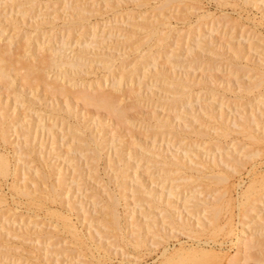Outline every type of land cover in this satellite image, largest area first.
<instances>
[{
	"label": "rangeland",
	"instance_id": "374dc122",
	"mask_svg": "<svg viewBox=\"0 0 264 264\" xmlns=\"http://www.w3.org/2000/svg\"><path fill=\"white\" fill-rule=\"evenodd\" d=\"M164 1L165 0H31V1H29V0H10V1L9 0H0V15H1L0 16V18H1L0 19V31H1L0 33L3 34V35L0 34V41L4 45L6 44V46L8 48L10 47L9 48V49H11L10 52H12L14 54L17 52V54L14 55L15 58L14 57H12V58L16 59V57H18L20 59V61L24 60L25 62L26 61L28 62V59L29 60H32V59L37 60L38 58L40 59V57H41L40 54L42 56L45 55V57H48L47 55L50 56V54H51L52 57L53 56L55 57V56H57L56 54H58L60 52V50H59L60 47H58V46H62L63 42H66V44L64 43V46H65L64 48H66L65 49L66 52L64 50V54L67 55L68 57L71 56L72 59H75L77 61L79 60V63H81V65H82V66H80L81 68H78V70H80V71L77 72L78 75L81 73V76L80 75L75 76L74 74L71 75L73 77L75 76V78H73L71 81H74V79H76V84H78L79 86L78 85L73 86V84L70 80L69 81L67 80L66 83L70 84V86H72L71 87L72 90H74L75 88L82 87L81 85H83L86 89H90V91L91 90L94 91V88L92 86L99 79L98 81L100 82L101 86L102 87L104 86L101 90L112 89V91L114 92L113 93L114 99H116L115 106L117 108L118 107L120 108V111H119L120 114L117 115V114H115L114 111H110V112L108 111L107 112L106 109H102V111L100 109L98 110L97 108L95 109L94 108L95 106H93V105H91V106L89 105L86 108L82 101L77 102V100H75L74 97L71 95H70V97H68V99L66 97H63L60 95H57V96L55 95L56 98L58 97V100H57L55 97H52L53 94L50 91L47 90V93H45L46 89L44 88L43 84H41V85L39 84L37 87L38 89H37L36 86H34V85L31 86V88H30V84L28 82H26L25 83L26 87H25L23 85L25 81L23 82L22 78H21L22 81L18 80V78L20 79V77H21L20 74H16V75H18L17 78L14 74V77H15L14 80H15L16 84H15L14 80L11 82V85L8 84L9 86L6 85L5 82L1 83L2 80L0 81V109L2 106L4 108L7 107L6 109H4L2 107V110L4 111V113L6 115L5 124L8 125V128H12V130H13V131L10 130V132H9V133H11V135H13V137L10 135L12 137V138L10 137V140L5 141V143L1 142V140H0V144H1L0 149L2 151H5V152L7 151L6 153L9 154L8 156L10 158L11 167H12V173L11 174H9L5 177L0 176V180H1L0 181V192H1L0 197L2 199L1 202L3 203V201L5 199L7 201V202L6 201L4 202V203H6V205H1L2 203L0 202L1 203L0 204V206H1V208H0V225L2 224V229L0 228V231L2 230L0 232V264H70L71 262H74V264H77L79 262L82 264H85V263L86 264H118V263H121V264H154V263H158L159 261H161L162 258H164L163 254L164 255L169 254L168 252L163 253V251L166 250V251H169L171 253L175 249H178V247L180 248L181 247L180 244L187 246V247L191 246V245H195L197 247H202L206 250H209V262L207 264H264L263 262H261V260L264 259V257H263V253H264V233H263L264 228L260 229L262 226L261 224H255V226H254L249 221V219H251V221L254 219L257 220L258 219L257 217H259V215H262V214L264 215V206H263L264 200L262 202H260L261 200L254 202V210H253L254 212H252L249 209L250 212H252V213L248 212L249 210L247 211V209L250 207V204H246V205L241 207L239 205V203H237V202H239V199L241 198L240 194L245 189V187H247V184L250 181H255L254 184L257 183L255 185L259 187V182H260L259 176L264 175V147H262L264 142H262L263 140L262 141L260 140V142L258 141L259 142L258 143L257 141H253L251 139H248V137L246 136L245 133H242V135H241V132H243V131H241L239 134L238 133L239 131L236 130L239 127H237L238 125H235V123H234V122H236L237 118L239 119L238 116L241 115V113L247 111L249 109V107H251L253 104L258 102V99H260V96L262 97L264 95L263 94L264 93V77H263L262 82H261L262 84L255 87L257 89L251 88V91H253V93H249L251 91L248 90L249 91L248 92L247 90H245L246 88L244 90H243V88L241 89V87H244L249 82V80L252 81L253 78H254V80H255V78H257L258 71H260L258 69H261L262 71L264 70L263 66H260V62H259V59L261 58L260 55L262 54V52L264 53V44H263L264 42H261V41H264V2L262 0L261 1L260 0H168V1L166 0L168 2V4L165 5V3H167V2H164ZM32 2H34V3H32ZM163 3H164V5H163ZM81 13H83L84 15ZM7 16H9L11 19L13 17L14 19H18L20 21L22 19H24L25 21L22 20L23 23L21 21L22 24L18 22L19 26L17 27V29L19 30V27H22L21 30L17 31V29H16V27H14L12 21H11L12 25H11L10 21H9V23H7L6 21H8V19H9V17H7ZM82 16H84V17H82ZM204 16H205V18H204ZM4 17L7 18V20L4 19ZM80 18L81 19L85 18V19L83 21V20H79ZM42 20H44V21H42ZM78 20L80 23L78 22ZM142 20H143V23H141ZM146 20H148L147 23H149V21L150 22L154 21V22H152L154 25H155V22L158 21V22H156L157 25H155L156 28H158V29H156L157 33L156 32L152 33V34L156 33V35L154 34V36L153 35L151 36V34H150V36H148L149 32H148V30H146L147 28H145L146 26L144 23V22H146ZM3 21H5V22H3ZM35 21H37V23H39L38 28H36V29H35V27L34 28L32 27V25H34ZM72 21H73V23H72ZM82 21H83V23H82ZM162 21H164V23ZM24 22H25V24H24ZM48 22H49V24H48ZM159 22L160 23L162 22V23L159 24ZM28 23H30V24H28ZM31 23H32V25H31ZM40 23H42V25H40ZM43 23L45 25H43ZM163 24H164V26H163ZM139 25H140V27H139ZM5 26H7V27H5ZM9 26H11V27H9ZM82 27H85V28H82ZM140 28H141V30H140ZM198 29H199V31L197 34L196 31ZM24 30H26V31H24ZM33 30L34 31L37 30V32L39 34H37V32H36V35H35ZM162 30H163V32H162ZM160 31H161L162 36H160ZM85 32H87V33H85ZM33 35H35L37 37V43H36V39H34V41H33V38H36ZM158 36H159V39H158ZM255 36H256V38H255ZM26 37H31L32 40L30 39L31 41H29V42H31V44H28L29 42L26 40ZM162 38L164 41L163 40L161 41ZM40 40H41V42H40ZM198 40L201 42V44H200V42H198ZM32 41H33V43L34 42L35 43L33 44ZM26 43H27V45H26ZM197 43H198V45L199 44L200 45L199 46L195 45ZM35 44H37V45H35ZM38 44H39V46H38ZM158 44H159V46H158ZM239 45H240V47H239ZM207 46H209V48H206ZM80 47H82V49ZM83 47L85 50L83 49ZM237 47H239V48H237ZM197 49H198V52L202 51L201 53L199 52L201 54L200 55L201 58L196 55L198 52H195V54L193 53L194 56L196 55L197 58L198 57L199 58L196 61H194L195 58H194L193 54H191V53L189 54V52L197 51ZM238 49H240V50H238ZM241 49H242V52H241ZM40 50H41V52H39ZM80 50L81 51L84 50V52L83 51L81 52ZM86 50H87V52H86ZM210 50H212L213 52ZM233 50H238L237 56H235L236 57L235 59L233 57V54H235L232 52ZM239 51L241 53H239ZM42 52L45 54H43ZM94 52H95V54H93ZM223 52H224V54H223ZM12 53H11V55H12ZM32 53H33V55H32ZM88 53H90V54H88ZM152 53H153V55H152ZM202 53H203V55H202ZM101 54H104V55H101ZM239 54H242V55L238 56ZM79 55H80V57H79ZM151 56H152V58H151ZM108 57H109V59H108ZM104 58H105V60L107 59L108 61H110V63L112 62L111 63L112 66L115 65V67H116L115 71H117L116 73H115V71H112L109 73L108 68L106 69V67H104V65H101V64H104V62L101 61V60H104ZM257 58H258V62H257ZM240 59H241V61H239ZM140 60L141 61L143 60L144 64H143V62H140ZM226 60H228V61H226ZM231 62L235 63V65L233 66V64ZM236 63H238V65L246 64L247 66L243 65V67H245V68H243V67L240 68V66H242V65H240V66L237 65L239 67L238 68L236 66ZM255 63H257V64L259 63V64L257 65ZM253 64H254V66H253ZM132 65H134V68H136V69L139 67L138 70H136V69L134 70V68L131 67ZM250 65H252V66H250ZM258 66L261 68H257ZM159 67L161 69H165V70L169 71L171 74H173L175 76L177 75V78H179V80H182V81L184 80V82H182V83H186V82L190 81L189 82L190 84H194V85H192L193 86L192 87V93H191L190 84H189L190 88L188 87L189 89L187 88V86L183 87V85H180L182 83H180V84L178 83L179 85H176V84L173 85V88H172V85H170L168 87V85H169L168 83H167V86H165L166 81L162 80L163 76L155 73V71ZM154 68H155V70H154ZM51 69L52 70H50V71H49V69H46V71H47L46 77H49L48 79H51V78H54L55 76L56 77L58 76L60 81H65V79L62 80V78H64V76L61 77L60 72L56 68H51ZM123 69L125 71L126 70L127 71L124 72ZM130 69L131 70L133 69L134 71L131 72ZM250 70H252V71H250ZM83 71H84V73H82ZM122 71L125 74L123 75L124 78H122L121 85H118V87L117 86L113 87V85H112L114 82L113 79H116V81H117V79H118L117 75H118V73L119 74L123 73ZM136 71L139 72L138 75H137ZM147 71H148V73H147L148 75L146 74ZM48 72H49V74H48ZM236 72L238 74H236ZM142 74L146 76V77L144 76L145 79H144ZM150 74H151V76H150ZM130 75H132V77ZM248 75H250V76H248ZM254 75H255V77H254ZM66 76H68V75H66ZM71 76L69 73L68 77L70 78ZM158 76H159V78H158ZM68 77L66 79H68ZM76 77H78V79ZM126 78H127V80H126ZM187 78H188V80H186ZM82 79L84 80V83H80L81 81H83ZM93 79H97V80L94 81ZM192 79H193V81H192ZM205 80L206 81L208 80V81L205 83L204 82ZM92 81H94V84L92 83ZM213 81H214V83H213ZM13 82H14V84H12ZM86 82L88 84H86ZM207 83L209 84L208 86H207ZM161 84L162 85L164 84V85L161 86ZM195 84H197V86ZM203 84H204V86H203ZM12 85H13V87H12ZM210 85H212V86H210ZM22 86H24V87H22ZM174 86H175V88L178 86L177 88L180 89V87H182L184 89L181 88L182 90L178 89L179 90L178 91L177 89L174 88ZM209 87H210V89H209ZM170 88H172V89H170ZM227 88H229V89H227ZM36 89H37V91L35 92L34 90H36ZM185 89L187 90V92ZM208 89L209 90L214 89V90L208 91ZM173 90H176V91H173ZM244 91H245V93H244ZM115 92L117 94L116 98H115ZM176 92L177 93L178 92L183 93V94H179V93L177 94ZM246 92H247V94H246ZM50 93L52 94L51 96H49ZM198 93H199V95H198ZM151 94H154V95L150 98ZM176 94L178 96H175ZM168 95H169V97H168ZM243 95H244V97L242 98ZM22 97H23V99H22ZM153 97H154V99H153ZM176 97H177V99H175ZM179 97H181V98H179ZM117 98H118V101H117ZM66 99H67V101L70 100L69 101L70 103L66 102L65 101ZM262 99L264 100V98H262ZM30 100H31V102H30ZM175 101H176V103H175ZM4 102H5V105H4ZM34 102H37V103H35V105H34L33 104ZM117 102L119 103V105ZM172 102L175 103L174 106L172 105ZM32 104H33V107H32ZM37 104H38V106H37ZM40 104H41V106H40ZM67 104L70 106L72 105L71 108H67V106H66ZM220 104H221V106H220ZM26 106L28 108L31 106L30 110L28 108H26ZM62 106H63V109H62ZM64 106H65V108H64ZM207 106H209L211 109H213L212 112H211V109H210V112H207V109H206ZM60 107H61L62 111H58V110H60ZM72 107L74 108V110ZM32 108L34 111L32 110L33 112L30 114H32L33 117L29 114V111H31ZM35 108H36V110H38V109L39 110L35 112ZM53 108H55V109H53ZM124 108H125V110H124ZM67 109H70V111L66 112ZM193 109H195V110H193ZM202 109H205L207 114H205V111H203ZM54 110H57L58 112L54 111ZM117 110H119V109H117ZM123 110H124V112H126L125 114H123ZM6 111H7V113L8 112H10V113L6 114ZM42 111H43V113H42ZM99 111H100V113H99ZM189 111H190V113H189ZM195 111H196V114H195ZM213 111L217 112V113L214 115ZM50 112H52V115L50 114ZM112 112H114V115H111V114H113ZM135 112H137V113H135ZM186 112L188 115L186 114ZM257 112H258V110H256V113ZM47 113H49V114H47ZM54 113H55V115H53ZM97 113H98V115H97ZM219 113H222L223 115H219ZM28 114L31 116V118H30V116H28ZM80 114L82 116H80ZM85 114H86L87 118H85L86 117V116H84ZM150 114H151V117L153 116L152 118H154V119H152L150 117ZM199 114L200 115L202 114L203 116H205L206 119L203 120V118H201L199 116V120L195 119L196 120L195 121L194 118H192L193 115L198 116ZM208 114L211 115L209 118H207L209 116ZM212 114L216 118L215 119L216 121L220 120L219 118H217V116L218 117L221 116V118L223 117L222 119L225 121V123H228L227 124L228 127H226L227 128L226 130L229 132L231 130L233 131V129H234V130H236L235 131L236 133L229 132L230 133L229 137L227 134L226 135L227 138H225V136H223L224 139H221L222 138L221 134H223V133H221V131H220V134H219L220 129H218L217 133L214 131V129H215L214 127L219 126V123H216L213 120L214 118L213 119L211 118L213 116ZM24 115L27 118V120L24 117ZM42 115H44V116L42 117ZM50 115H51V117H50ZM57 115H58V117H57ZM68 115H69V117H67ZM142 115H143V117H142ZM155 115L156 116L158 115L157 118ZM8 116H10V117H8ZM38 116L40 117V119H42L41 122L42 121H43V123L46 122L45 124H47V121L48 122L50 121V123L51 122L54 123L55 122L54 120L57 118V120H56V122H57L56 128L57 129H54L55 128V123H54L53 130H52V133H54V135L56 134L55 138L52 137L53 134H52V136H50L51 132L47 133V131L45 129L44 130L46 131V133H45V131L40 130V132H38L39 134L35 133L36 135L33 134V132H34V130H33L31 132L32 134H30L29 144L32 147L34 146L33 149H35L37 147V149H35L37 151H38V148H39V150L42 149L39 151V152H43L42 158L40 157L41 154L36 151L38 153L37 154L35 152V150H33L30 146L29 147L32 149L31 151H33V152L31 154V151L28 150L27 153L30 151V153H28V155L31 154L32 158L31 159H30V157L25 158L24 156H21V158H18L19 154L17 152H20V149H22L21 151L26 153V150L28 147L26 145V150H24L25 144L22 143V141H21V140H24L22 130L20 129L21 130L20 131L18 129H15V130H17L15 132V130L13 129L14 127H11V126L13 124H15L17 126V123H19L18 124V126H19V125H22L21 124L22 122L24 123L25 121H28V122L31 121L30 125L32 124L33 128L36 129L35 132L39 131L40 127L38 128L36 125L37 121L35 122V120L38 119ZM62 116H63V119L61 118ZM70 116H72V117L76 116L77 118L74 117L75 119L74 118L72 119ZM83 116L86 120L82 119V118L80 119V117H83ZM186 116H188V117H186ZM234 116L236 117L235 119H234ZM98 117L100 119H103L104 124L101 121L100 123H102V125H100V123L97 121V119L99 120ZM165 117H167L166 120L168 121V124H169L168 127L169 128L167 129L165 126V130H164L165 132L163 133L162 130L164 129L163 128L164 126L161 127L158 124H159L161 118L165 119ZM43 118H46V119H43ZM67 118L68 119L71 118V119L68 120ZM78 118L80 119L81 122L86 121L87 123L89 120H90L89 123H91V120H92V124H90V125H92V127H94V129L90 125L89 126L94 131L96 130L95 128L98 125H100V128H97V129H100L103 132L105 131L104 133L101 132V134L100 133L98 134L99 130L96 131L97 135H100L101 138L107 137L106 140L105 139L103 140V142L105 141L103 143L104 150H103V148L100 149V151L102 150L101 151L102 155L100 157L101 160L99 158V161L97 162V164H95L96 161H94L90 158L91 150L87 149V148H90V146H88L87 144L84 145V143L82 144V142L78 141L79 144L86 146L85 148L81 147V149L78 150V148H80V145L75 144V143L78 144V142L76 141L74 144H72L74 141L72 137L75 133H77L75 131H72L73 133L70 131V130H74V129L70 128V130H68L70 125L71 126L74 125V123L70 124L72 121L75 123L78 122L81 126L84 125L83 129L85 131H83L82 134L89 136V134H87V133H89L88 131L90 128H89V126L86 127L88 124H86V122L85 123L82 122L83 123L82 124L81 122H79ZM93 118H95V122L93 121ZM141 118L142 119L144 118L143 122H142ZM200 118H201V123L203 126H198L199 125L198 121H200ZM225 118H226V120H225ZM76 119L78 121H75ZM209 119H210V121H209ZM61 120L62 121L66 120V122L63 123ZM156 120L159 122H156ZM10 122H12L11 125H10ZM41 122H40V124H41ZM61 122L64 125H62ZM67 122H70L69 123L70 125H68ZM185 122H187V123H185ZM194 122L197 124H195ZM237 122H239V121H237ZM261 124L259 122L258 127L262 128L263 121L261 122ZM15 125H13V126H15ZM60 125H62L63 130L60 129L61 128ZM156 125H157V127L159 126L161 128L158 127V129H157ZM204 125L208 126V127H206V129L209 128L210 129L209 131H211V133L213 135L208 130H206V133L208 131V133H207L208 135L206 137L204 136L205 138L203 136H201V137L197 136V134L201 135V133H199L198 128H197V132H198L197 133L195 131L196 130L195 127L197 126L200 129H202L201 127H204ZM250 125H251V128L253 129L254 133H255V131H257L255 134L260 132L258 130L259 129L261 130V128H259V129L257 128L258 130H256L254 122H252V123L250 122ZM34 126H36L37 128ZM187 126L189 129L187 128ZM234 126H236L237 128H235ZM128 127L130 128V130ZM87 128H88V130H87ZM190 128L192 131L190 130ZM186 129H188V130H186ZM193 130L196 133H194ZM215 130H217V129H215ZM238 130H241V129H238ZM69 131L71 133H68ZM94 131H92V132L94 133ZM178 131H179V133H178ZM183 131H185V132H183ZM17 132H20V133H17ZM90 132H91V130H90ZM105 133L107 134L106 136L104 135ZM134 133H135V135H134ZM204 133H205V131H204ZM204 133H203V135H205ZM214 133H216V134H214ZM225 134L226 133H224L223 135H225ZM31 135H33V136L35 135L34 137H37V138H35V140L32 139V141L34 142L33 144L30 143ZM209 135L212 137H210ZM243 135L247 139L245 137H243V138H245V139H243L242 138ZM20 136H22V138H20ZM138 136H139V138H138ZM215 136L217 138H220V139L217 141V138ZM41 137H42V139H40ZM51 137L53 138V140L54 139L55 140L53 141ZM100 137H97V139L98 138L100 139ZM145 137H146V139H145ZM212 138H214V139H212ZM14 139H16V141L20 140L21 144L17 143ZM132 139H134L133 142H131ZM140 139L142 140V142H140L141 141ZM215 139H216V141H215ZM120 140L122 141V143H120L121 142ZM221 140L224 144L222 142H219ZM55 141L57 142V144ZM52 142H54V143H52ZM143 142H144V144L148 142L149 144L147 143L146 145L152 146L151 147L152 149H150V151L152 150L151 151L152 154L155 152L154 155L156 154L159 156V154H160V157H157L154 155H152V157H151V153H148V154H150V155H148V158L149 157H151V158H149V160H147V157L145 156V158H144L143 157L144 155L142 153L140 154L141 155L140 156L139 152H140L141 146H138V145H139V143H142V145H144ZM151 142H154V145H152L153 143H151ZM70 143L72 144V146L70 145ZM116 143H119L120 145H122L121 147L123 149L124 160H123V162H119L120 164L119 163L118 164L113 163L114 166L116 165V167H113L112 165H111L112 167H110V164H112L111 162L113 161V159H115V158H113L114 157L113 156L114 150H112L111 148H114L113 146L118 145ZM132 143H134V144H132ZM34 144L35 145L37 144L36 147ZM104 144H106L107 147ZM127 144H128V146H127ZM135 144H137V145H135ZM123 145H125L126 147L124 146L125 147L124 148ZM133 145H135L137 151H139L138 152L139 156H137L136 154L135 155L132 154V153H134V150H135V149L132 150L133 147L135 148V146H133ZM155 145H157L158 147ZM188 145H189V147H188ZM22 146L24 149L22 148ZM52 146L55 147V149L59 148V150H56V152H55V150H53L54 152L51 154L49 149H51ZM129 146H131L130 149H129ZM149 146H148V148H150ZM190 146H191V149H190ZM4 147H5V150L3 149ZM105 147L110 154L113 153L112 154L113 157H111V155L107 152ZM230 147H232L231 149H233V150L230 151L229 150ZM241 147L245 148V150L243 151L242 150L243 148H241ZM127 148H128V151H127ZM156 148H158L157 151H156ZM161 148H162V150H161ZM255 148H256V150L259 149V152L261 149V152L258 154V157L256 156L257 154H255L254 157L249 156L248 153L250 152V154H251V152H254ZM47 149H48V151H47ZM52 149H54V148H52ZM66 149H69V150H66ZM84 149L85 150L87 149L90 151L89 155L86 153V151ZM239 149H240L239 152H241V153L245 152L246 153V154L245 153L244 154L246 155L248 161H246V158H243L245 164L244 163H241L244 165L236 164L234 166V169H236V170H232L231 167L227 168L228 166L225 168L224 167L226 165L225 162L222 161L221 159L219 160L220 155L222 157H224L225 152L230 151L229 153L232 154L233 151H237ZM184 150H186V152L188 150V152L186 153ZM256 150H255V152H256ZM79 151H81V152L83 151L82 154L84 156H82V154H79L80 153ZM126 151H127V153H126ZM129 151H131L130 154H128ZM159 151H160V153H158ZM223 151H224V153H222ZM47 152H49L51 154V155L49 154L50 159L54 156L55 160H52V159L50 160L49 157H46V154L48 155ZM73 152H74V154H73ZM162 152H163V155H162ZM189 152L191 153V155H189L190 154ZM193 152H194V154L196 153L197 156L193 155ZM239 152L237 151L238 154H240ZM26 154H23V155H26ZM53 154H55L56 156ZM233 154H236V152H234ZM244 154H243V157H245ZM36 155H38L40 157V158L38 157L39 160H41V159L44 160L45 158H48V160L45 159V162L40 161L41 163H39L38 159L35 158ZM76 155H78V156L80 155L79 157H81L79 164H78L79 158L77 159ZM85 155H86V157H85ZM109 155H110V159L108 158ZM128 155L131 156L132 158H129ZM145 155H147V154L145 153ZM177 155H179L180 157ZM186 155H188V157ZM16 156H17V158H16ZM69 156L71 158L74 157L76 159V161H74V158L71 160ZM192 156H196V157H192ZM22 157H24V158H22ZM139 157H140V159L142 158L143 161L139 160ZM155 157H157V158L153 159ZM173 157H174V159H173ZM181 157H183L184 160H181L182 159ZM214 157H216L215 159L219 163L218 169L224 170L226 172L227 176L229 175L228 176L229 178L227 177L228 179H226L228 184H224L226 181L222 182V183L215 182V184H214V182L210 181L207 178H205V179H207V181L205 179H201V178L205 177V176H203V174H205L204 172L207 171L206 165H208L210 162H212ZM190 158L192 159V161H190L191 160ZM108 159L110 160V162ZM150 159H153V163L155 162V167H154V165H152V161ZM178 159H180L181 162ZM227 159H228L227 157L226 158L224 157L223 160H227ZM19 160H20V162H21V160L24 161V162L23 161L21 162L22 163L21 165H23V163H25L26 165L32 164L31 165L32 167H34L35 164L36 165L43 164L44 167L46 169H48V171H49L50 176L48 178V182H50V181L56 182L57 181L56 178L59 176V173L57 171H59V168L63 167L60 170H61V173L63 171L65 175L62 173V175L59 176V177L62 176L61 178L63 181L61 184V187H60L61 188V194H60V196H58L59 198L56 197L54 199L57 204L55 202H53L54 200L52 201L51 198L48 197V195L46 193V189H44V188H46L45 184L43 183V186H44L43 187L41 184V181H39V180L36 181L37 179H36L35 175H33L35 178L32 176V173L34 174V172H31L32 171L31 169L29 171L24 170L22 168V166L20 165ZM88 160L94 161V163H93L94 165L92 164V166H94V167L97 166L99 168V172H98V173H100L99 176L97 175L98 174L97 173L98 168L96 167L97 169H95L96 173H97L96 174L95 170L93 171L92 169H90L91 165H89L90 161H88ZM125 160H128V161H126L127 163L125 162ZM172 160H174L173 163L171 162ZM203 160L207 161V163L203 164L205 162V161L202 162ZM17 161H18V163H17ZM31 161L34 163H31ZM50 161H52L54 164L52 162H51L52 164H50ZM55 161H58V162L55 163ZM60 161H62V162H60ZM67 161L72 162V163L73 162L77 163L78 168L80 170H84V171L80 172V170L78 169L77 172L73 173L71 171V168L68 167V166L71 167L72 165H68ZM156 161H158L159 164H156V163H158ZM182 161H185V163H182ZM128 162H129L130 166H129ZM223 162L225 165L223 164ZM252 162L253 163L255 162L257 165L252 164ZM15 163H17V168H16L17 170L13 174V168L16 166ZM47 163H48V165L50 164L52 166V167L50 166L51 167L50 169H49V166L47 165ZM86 163H88V164H86ZM45 164L47 166H45ZM122 164H126V165H122ZM181 164H183V165L186 164L187 166L189 165L188 166L189 169L186 165H185V167H183V165L181 166ZM192 164H194V165H192ZM54 165H55V167H54ZM57 165H59L58 166L59 168L57 167ZM79 165H81V168ZM83 165H84V167H83L84 169L82 168ZM117 165L118 166L120 165L121 167L128 165L127 168L124 167L123 168L124 171H122L125 175H121V176L125 177V178H123L125 181H127V180L129 182L131 181L130 183L128 181L126 182L129 184L125 183V185L120 186V191L117 190V189H119L118 188L119 185L117 186V180L116 179H115L116 183H114V181H115L113 179L114 173H112V172H116L115 170H113L114 168L119 169L120 166L118 167ZM202 165H204V166H202ZM237 165H239V166H237ZM253 165H255L254 168L256 167L255 171H254V168H252ZM60 166H62V167H60ZM195 166L198 169V170L196 169L197 171L194 169ZM221 166L223 167V169ZM240 166H243V168ZM244 166H245V168H244ZM191 167H193V168H191ZM201 167H205L206 169L205 170H204V168L201 169ZM57 168H58V170H57ZM64 168H65V170H67V168H68L67 172L64 171ZM21 169H23L24 171L23 170L21 171ZM55 169L57 171H55ZM110 169L112 172L110 171ZM126 169H127V171H130V172L125 173ZM237 169H238V171H237ZM216 170H217V167H216ZM70 171L73 174V176L70 175ZM91 171H93L95 173V174H93L95 179L92 178L93 176H91ZM198 171H201L203 174L201 172L199 173ZM235 171H236V173H235ZM22 172H24L23 173L24 175L22 174ZM122 172H121V174H122ZM135 172H137L138 175ZM141 172H143V173H141ZM258 172H260V175ZM29 173L31 174L32 177L30 176ZM109 173H111V174H109ZM169 173L172 175H170ZM79 174H80V176H79ZM82 174H83V177H82ZM88 174H90V175H88ZM256 174H258L259 176ZM25 175H28V176L25 177ZM77 175L79 177H77V180H75ZM195 175H196V178H197V175L198 176L200 175L199 178H197V180L195 178ZM70 176H71L72 180L74 179L73 182L77 181V182H74L73 185L70 184V182H72V180L71 181L68 180V179H70L69 178ZM85 176H87L88 179L92 181V182H90L91 186L89 185V180L87 179V177H86V179H84ZM138 176L140 178H138ZM262 176H260V178ZM81 177L83 179H81ZM110 177L113 179V182H112V180L110 181ZM142 177H143V179H145V178L146 179L143 181ZM2 178H4V179H2ZM19 178H20V180H19ZM23 178H24V181L25 180L27 181V179H28L27 182L29 183V185H30L29 181H31V182L36 181L37 182L35 187H38V188L34 190L35 194L32 193V195H31L32 197L30 196V198L33 199V200L32 199L31 200L34 201V204H32V201H30L31 203H29V200H30L29 196L25 195L26 196L25 197V196H23V194L17 192V190L13 186V181H11L14 179L15 181H17V183H19V182L21 183V181L23 182ZM54 178L56 181H54ZM126 178H128V179H126ZM78 179L81 180V182L79 180L80 183L78 182ZM194 179L196 180V182ZM263 179H264V176H263ZM65 180H67V182L70 185L67 182H65ZM136 180H138V181L136 182ZM98 181L100 182V184ZM107 181L110 182V184ZM139 181H141L142 183ZM77 183H79V184H77ZM83 183H84V185H83ZM107 183L109 184V186H111L110 187L111 190L115 189V190H113V193L114 192L117 193V194H115V193L114 194L117 197L119 196L118 201H121V202L117 203L120 205H116L117 210L119 209L118 212H120V213H118V215H119V219H120V227H121L120 231L121 232L119 230H115V229L112 230L110 227H107V226H106L107 228H105L104 226H103L104 227L103 228L101 226L102 229H101L100 225L94 226V224L97 223V220L96 221L94 220V219H96L95 217H98V218L101 217L100 216L101 214H98V213H101V212H99V210L103 211L102 208H99L98 206L101 207V206H103V203L105 204V202H103V200H105V201L109 200L106 196L107 191L109 189L108 185H107L108 189L106 188L105 184H107ZM140 183L142 185L144 183L145 185L153 187L155 190L157 188L156 194H159L161 196L160 198L163 201L164 200L170 201V202H168V204H165L166 201L163 202L162 200L159 199L162 202L160 205H162V206L164 205V207H167L169 210L172 209V208H169L170 206H172L173 208L176 206L173 210L177 211V212H175L176 213L175 216H177V218L180 217L179 214L182 212H183L182 213L183 217L184 216L188 217L189 215L191 216V214L193 212L197 213L199 211V208L198 209L192 208V206H191V205H194L192 200L194 202L196 201V199L195 200L193 199V198H196L195 195L198 194L197 198H199V199L200 198L206 199V197H207V199L210 200V198H211V200H212V195L214 194V192L215 193L218 191L220 192L223 190V187H224V189L226 190L225 194H224V198L226 200L230 199L231 201L229 203L225 204V207H226V208L224 207L225 209L223 208L224 209L223 211L227 210V208H228V213H226V211L222 212V214L226 213V215H225L226 217L224 216V218H223V216L220 215L221 213L219 214L218 220H220V221L217 220V224H220V225H217V227L221 226V225L224 226L225 225L224 222L226 220L229 219L232 221V219H233V222L232 223L230 222V223L231 224L234 223L232 225V227L236 226L233 228V230L235 228H237V229H235L234 232L231 231V232H233L231 234V232L228 231V224H226L227 227H226V225L224 227L226 228V230L228 232H230L229 237H227L228 236L227 231L225 230L226 233L224 231L225 228L220 229L219 227H218V229H216V231H215L216 227H208L205 230L204 229L198 230L199 232L196 231V233L193 231V233H192L191 230L184 228V227L181 228V227L176 225L177 227L175 226L170 231L169 229L167 230V227L165 229L162 226V223H161L162 221H161L160 217L163 216V214L161 212H159L160 214L159 213L156 214V217H155L156 223L153 224L154 226H152L150 223L149 224L151 226L147 225L148 222L145 221L146 218H144V217L146 215H149V217H151L150 216L151 215L150 210H148V208H146L148 206L150 208V204L144 203L145 201L144 202L142 201L143 200L142 198H144V196H142V195L144 193L140 192V191L144 190V188H143L144 185L142 186ZM31 184L32 185H30V188L32 187V189H33V186H34L33 182ZM80 184L83 187H81ZM97 184L100 185V188H98V189H100V190H98L99 192L97 191V189H95L96 187H93V185L97 186ZM102 184L104 185V187L106 189V193L104 191L105 189H104ZM212 184H214L216 186H214ZM10 185H11V187H10ZM99 185L97 187H99ZM101 185H102V187H101ZM210 185L212 187H210ZM69 186H70V188L68 189L67 187H69ZM89 186L91 189L88 188ZM115 186H117V187H115ZM228 186H230L229 190L227 189ZM1 187H2V189H1ZM65 188H67V189H65ZM84 188H86V189H84ZM121 188H123V189L125 188L126 189L125 193L126 192L127 193L124 194V191L121 190ZM218 188H219V190H218ZM88 189H90V190H88ZM92 189H94V190L92 191ZM256 189H257V187H256ZM261 189H264V188H261ZM64 190H66L65 193H64ZM67 190H70V191H68L70 193H68ZM111 190H109V192ZM259 190L257 189V191H254V193L251 195V197L257 198L258 195L261 193H262L261 197L262 196L264 197V191L261 190L259 192ZM77 191L79 192L78 195H77ZM80 191H81V193H80ZM100 191H102L103 193H101ZM169 191L171 194L169 193ZM36 192H38V193L41 192V194H44V193L45 194L44 195H40V194L38 195ZM257 192H259V193H257ZM66 193L68 194V196ZM211 193H212V195H211ZM62 194L63 195L66 194L65 195L66 198L64 196L61 197ZM81 194L83 195V199L81 198L82 197ZM95 194L96 195L100 194L101 196L103 194V196L102 197L99 196L100 199L98 200L99 197H98V195L96 196ZM90 195H93L95 197V198L93 197L94 200L92 199V196H90ZM171 195L172 196L174 195L173 198ZM208 195L211 197H209ZM225 195H227V196H225ZM228 195H230V196H228ZM253 195H254V197H253ZM35 196H37V197H35ZM33 197H35V198H33ZM146 197L147 196H145V198ZM102 198H105V199L102 200ZM119 198H120V200H119ZM166 198H168V199H166ZM189 198L191 199V202L189 201L190 200ZM37 199L42 200V202H41V200H39V202H41L40 206H39V204L37 205V203H39ZM57 199H58V201H57ZM79 199H80V201H79ZM140 199H141V201H139ZM90 200H91V202H90ZM172 201H173V203H175V205H173V203L171 204ZM35 202H37V203H35ZM97 203H98V205H97ZM230 203H232V204L230 205ZM42 204H47V205L42 206ZM72 204L74 205L75 208L73 207ZM81 204L83 205V207ZM169 204H171V205L168 206ZM235 204H237V205L235 206ZM34 205L38 206L39 208L34 206ZM76 205H77V207H76ZM92 205H93V207H92ZM32 207H34V208H32ZM40 207L41 208L46 207V209L48 211L50 208H52V210H53V208H54V210L57 208L54 212V214L58 213V214H56V217L59 216V212H61V211L62 212L60 214H64L65 216H67V218L71 215L72 220L70 219V224L74 225L76 223L75 226L70 228L71 229V232H70L69 226L64 225L65 228L63 231V229H62L63 227H61V222L63 220H61V218H59L60 220L56 219V217H54L55 215L53 216V214L50 217V215H48V214H51L53 212H51V213H49L50 211L45 212V211H47V210H45V208H44V211H43V209L41 211ZM80 207H82L83 211L80 210L81 209ZM237 207H239V208H237ZM35 208H37L38 210ZM103 208H104V206H103ZM72 209L76 213H74ZM95 209L96 210L99 209V210L96 211ZM142 209L143 210L145 209L144 210L145 212ZM229 209H230V211H232V214H231V212H229ZM173 210H172V212H173ZM96 212H98V213H96ZM255 212H256V214H254ZM87 213H88V215H87ZM243 213H246L249 217L247 216L248 218H246V216H243ZM1 214H2V217H1ZM84 214H86V215H84ZM52 216L58 221L55 222L56 220L53 219ZM90 216H92V218ZM194 216H196V215L194 214L192 216V218H194ZM230 217L232 219H230ZM89 218H91L95 221V222L92 221L94 223V224H92L93 226L90 225L91 222H90ZM136 218H138V220ZM192 218H191V220H193ZM247 219H248V222L250 224H248ZM4 220L6 222H4ZM136 220H137V222H136ZM68 221H69V218H68ZM73 221H74V223H73ZM8 222H10V223H8ZM219 222H222V224ZM6 223H8V224H6ZM227 223H228V221H227ZM58 224L60 225V227ZM136 225L137 226L141 225V227H139L141 230L135 228ZM56 226L58 227L57 229H56ZM91 226L93 228H91ZM148 226H150L151 228L149 227L150 228L149 229ZM51 227H54V229ZM67 227L69 230L67 229ZM75 227H77V228H75ZM153 227H155V228H153ZM161 227L165 231H162ZM243 227H245V228H243ZM3 228H5V229H3ZM72 229H74V230H72ZM75 229H76V232L78 231L77 229H79V231H81L82 233L78 231L77 232L78 234H77L75 232ZM103 229H105V230H103ZM106 229H107V231H106ZM193 229L197 230V227L194 225ZM57 230H58V233H57ZM65 230L68 232L66 233ZM95 230H96V232L98 230V232L100 234L97 232V235H96V232H94ZM124 230H126V231H124ZM34 231L35 232L37 231V232L35 233ZM131 231L132 232L138 231L139 233L141 232L140 234L142 235L143 241H145V243L143 242L145 245H143L142 242H141L142 246L140 244L135 245L132 242V240H133L132 237L134 238L136 233H134L133 236H129V232H131ZM200 231H203V232L200 233ZM219 231H222V234H219V233H221ZM239 231H240V234H238ZM47 232H49V234H47ZM73 232L77 235H75V234L73 235L72 234ZM88 232H90V233L87 234ZM103 232H104V234H102ZM142 232H143V234H142ZM204 232H205V234H204ZM214 232H215V234L217 233L218 235H214ZM235 232L238 234V236L235 235L236 234ZM79 233H80V235H79ZM119 233H120V235H119ZM166 233H167V235H166ZM197 233L200 234V236ZM50 234H51V236H50ZM225 234H227V236ZM245 234H246V236H245ZM130 235H132V234L130 233ZM153 235H154V237H153ZM234 235H235V237H234ZM1 236H3V237H1ZM52 236H53V238H52ZM127 237H129V238H127ZM248 238H249V240H246ZM80 240H82V241L80 242ZM231 240L233 242H231ZM131 243H133V244L131 245ZM116 245L118 247H116ZM88 246H89V248H88ZM105 246H107V247H105ZM44 248H46V249H44ZM116 248H118V249H116ZM212 250H214L215 252ZM220 251H221V253H220ZM47 254H49V255H47ZM212 254H214V255H212ZM33 257H35V258H33ZM230 257H232L233 259L231 258L232 261L228 262ZM226 259H228V260L226 261ZM75 262H77V263H75Z\"/></svg>",
	"mask_w": 264,
	"mask_h": 264
},
{
	"label": "bare ground",
	"instance_id": "6f19581e",
	"mask_svg": "<svg viewBox=\"0 0 264 264\" xmlns=\"http://www.w3.org/2000/svg\"><path fill=\"white\" fill-rule=\"evenodd\" d=\"M10 1V0H9ZM29 1H31V0H29ZM168 1V0H167ZM166 0L164 1V2H167ZM261 1V0H260ZM259 1V2H260ZM263 2H264V0H262ZM17 2V1H16ZM247 2V1H246ZM32 3H34V2H32ZM170 3V2H169ZM168 4V2L167 3H165V5H167ZM25 5V4H24ZM32 5V4H31ZM163 5H164V3H163ZM77 6V5H76ZM33 7V6H32ZM164 8V7H163ZM32 9V8H31ZM34 9V8H33ZM161 9V8H160ZM13 13V12H12ZM86 13V12H85ZM81 14H83V13H81ZM25 15V14H24ZM80 15V14H79ZM84 15V14H83ZM1 16V15H0ZM7 17H9V16H7ZM78 17V16H77ZM81 17V16H80ZM82 17H84V16H82ZM202 17V16H201ZM25 18V17H24ZM204 18H205V16H204ZM1 19V18H0ZM4 19H6L7 20V18H5L4 17ZM13 19V20H12ZM12 19L9 17V19H8V21H6L7 23H9V21H10V23H11V21H12V23H13V25H14V27H16V29H17V27L19 26V24H18V22L19 23H21V21L23 20V21H25L24 19H22L21 21L20 20H18V19H14L13 17H12ZM84 19L85 18H80L79 20H83L84 21ZM163 19V18H162ZM161 19V20H162ZM201 19V18H200ZM203 19V18H202ZM3 20V19H2ZM18 20V21H17ZM27 20V19H26ZM79 20H78V22H79ZM155 20V19H154ZM157 20V19H156ZM160 20V19H159ZM199 20V19H198ZM23 21H22V23H23ZM40 21V20H39ZM42 21H44V20H42ZM48 21V20H47ZM46 21V22H47ZM51 21V20H50ZM49 21V22H50ZM75 21V20H74ZM83 21H82V23H83ZM147 21L148 20H146V22H144L145 23V28H147L146 30H148V32H149V35L148 36H150V34H151V36L153 35L154 36V34L156 35V29H158V28H156V26L155 25H157L156 24V22H158V21H156L155 22V25L152 23V22H154V21H152V22H150L149 21V23H147ZM235 21V20H234ZM3 22H5V21H3ZM27 22V21H26ZM49 22H48V24H49ZM163 23H164V21H162ZM161 22V23H162ZM236 22V21H235ZM12 23H11V25H12ZM21 23V24H22ZM72 23H73V21H72ZM76 23V22H75ZM80 23V22H79ZM133 23V22H132ZM141 23H143V20L141 21ZM160 22H159V24H161ZM24 24H25V22H24ZM28 24H30V23H28ZM134 24V23H133ZM206 24V23H205ZM31 25H32V23H31ZM37 25V26H36ZM38 25H39V23H37V21H35V23H34V25H32V27L34 28L35 27V29L36 28H38ZM40 25H42V23H40ZM43 25H45L44 23H43ZM78 25V24H77ZM142 26V25H141ZM161 26V25H160ZM163 26H164V24H163ZM5 27H7V26H5ZM9 27H11V26H9ZM29 27V26H28ZM31 27V26H30ZM73 27V26H72ZM75 27V26H74ZM139 27H140V25H139ZM21 28L22 27H19V30H21ZM40 28V27H39ZM82 28H85V27H82ZM225 28V27H224ZM243 28V27H242ZM132 29V28H131ZM137 29V28H136ZM18 29H17V31H19ZM39 30V29H38ZM88 30V29H87ZM140 30H141V28H140ZM139 30V31H140ZM145 30V31H146ZM160 30V29H159ZM164 30V29H163ZM163 30H162V32H163ZM167 30V29H166ZM6 31V30H5ZM4 31V32H5ZM24 31H26V30H24ZM34 31V30H33ZM40 31V30H39ZM165 31V30H164ZM198 31H199V29L196 31L197 32V34H198ZM1 32V31H0ZM30 32V31H29ZM36 32H37V30H35L34 31V33H35V35H36ZM41 32V31H40ZM153 32H156V33H154V34H152ZM22 33V32H21ZM32 33V32H31ZM42 33V32H41ZM85 33H87V32H85ZM159 33V32H158ZM1 34V33H0ZM37 34H39L38 32H37ZM83 34V33H82ZM81 34V35H82ZM164 34V33H163ZM169 34V33H168ZM1 35H3V34H1ZM35 35H33L34 37H36ZM43 35V34H42ZM158 35V34H157ZM29 36V35H28ZM40 36V35H39ZM134 36V35H133ZM160 36H162V34H161V31H160ZM198 36V35H197ZM32 37V36H31ZM31 37H26V40L29 42V41H31L32 39H31ZM129 37V36H128ZM33 38V37H32ZM131 38V37H130ZM129 38V39H130ZM167 38V37H166ZM255 38H256V36H255ZM31 39V40H30ZM34 39H36V43H37V37L36 38H33V41H34ZM128 39V38H127ZM158 39H159V36H158ZM39 40V39H38ZM163 40V38L161 39V41ZM33 41H32V43H33ZM164 41V40H163ZM179 41V40H178ZM202 41V40H201ZM206 41V40H205ZM260 41V40H259ZM40 42H41V40H40ZM96 42V41H95ZM98 42V41H97ZM103 42V41H102ZM196 42V41H195ZM198 42H200L199 40H198ZM203 42V41H202ZM261 42H264V41H261ZM35 43V42H34ZM33 43V44H34ZM64 43L66 44V42H63V44H62V46H58V47H60L59 48V50H60V52L58 53V54H56L57 56H51V54H50V56L49 55H47L48 57H45V55L44 56H42L41 54H40V59L38 58L37 60H35V59H32V60H29L28 59V62L26 61H20V59L18 58V57H16V59H14L15 58V54H17V52L14 54V53H12V52H10V50L11 49H9L7 46H6V44L4 45L3 43H1V41H0V81H1V83L3 82H5V84L6 85H11V82L15 79V77H14V74H15V76H16V78H17V76L18 75H16V74H20V79L18 78V80H21V78H22V80H23V82H24V86H25V83L26 82H28L29 84H30V88H31V86H36V88L38 87V85L40 84H43V86H44V88L46 89L45 91V93H47V90L48 91H50L51 93L49 94V96H51L52 95V97H55V95L57 96V95H60V96H63V97H66L67 99H68V97H70V95L71 96H73L74 97V99L75 100H77V102L78 101H82L83 102V104L85 105V107L87 108L89 105L91 106V105H93V106H95L94 108L96 109H100L101 111H102V109H106L107 110V112L109 111H114L115 112V114H117V115H119L120 114V108L118 107H116L115 106V101H116V99H114V96H113V91H112V89H109V90H101L103 87L101 86V84H100V82L97 80V79H93L94 81L95 80H97L96 81V83L94 84V81H92V83L94 84H92L93 86V88H94V91H90V89H86L83 85H81L82 87H79V88H75L74 90H72L71 89V87L72 86H70V84H67L66 82H67V80L69 81H71L73 78H75V76L76 75H78V73L77 72H79L80 70H78V68H81L80 66H82L81 65V63H79V60L77 61V60H75V59H72L71 58V56L70 57H68L67 55H65L64 54V50L66 49V48H64L65 46H64ZM119 43V42H118ZM125 43V42H124ZM28 44H31V42H29ZM53 44V43H52ZM200 44H201V42H200ZM199 44V45H200ZM264 44V43H263ZM9 45V44H8ZM26 45H27V43H26ZM35 45H37V44H35ZM57 45V44H56ZM98 45V44H97ZM195 45H198V43L197 44H195ZM198 45V46H199ZM30 46V45H29ZM38 46H39V44H38ZM41 46V45H40ZM158 46H159V44H158ZM202 46V45H201ZM200 46V47H201ZM234 46V45H233ZM237 46V45H236ZM235 46V47H236ZM199 47V48H200ZM214 47V46H213ZM232 47V46H231ZM239 47H240V45H239ZM239 47H237V48H239ZM260 47V46H259ZM31 48V47H30ZM39 48V47H38ZM42 48V47H41ZM81 49H82V47H80ZM196 48V47H195ZM206 48H209V46H207ZM20 49V48H19ZM58 49V48H57ZM83 49H84V47H83ZM235 49V48H234ZM244 49V48H243ZM30 50V49H29ZM85 50V49H84ZM84 50H82L83 52H84ZM202 50V49H201ZM238 50H240V49H238ZM238 50H233L232 52L233 53H235V54H233V57H234V59L236 58L235 56H237V51ZM31 51V50H30ZM36 51V50H35ZM38 51V50H37ZM81 51V50H80ZM81 51V52H82ZM160 51V50H159ZM158 51V52H159ZM170 51V50H169ZM210 51H212V50H210ZM39 52H41V50L39 51ZM65 52H66V50H65ZM86 52H87V50H86ZM156 52V51H155ZM195 52H198V49H197V51H192V52H189V54L191 53V54H195ZM200 52V51H199ZM198 52V53H199ZM202 52V51H201ZM200 52V53H201ZM213 52V51H212ZM222 52V51H221ZM241 52H242V49H241ZM240 51H239V53H241ZM11 53H12V55H11ZM22 53V52H21ZM35 53V52H34ZM43 53V52H42ZM52 53V52H51ZM91 53V52H90ZM90 53H88V54H90ZM99 53V52H98ZM171 53V52H170ZM196 54L197 56H199L200 57V53L199 54ZM25 54V53H24ZM27 54V53H26ZM43 54H45V53H43ZM93 54H95V52L93 53ZM194 54H193V56H194ZM223 54H224V52H223ZM32 55H33V53H32ZM78 55V54H77ZM82 55V54H81ZM101 55H104V54H101ZM110 55V54H109ZM152 55H153V53H152ZM194 56V58H195V60L194 61H196L198 58H197V56ZM202 55H203V53H202ZM227 55V54H226ZM242 54H239L238 56H241ZM85 56V55H84ZM100 56V55H99ZM149 56V55H148ZM160 56V55H159ZM206 56V55H205ZM261 56V58L259 59V62H260V66H263V69H264V53L262 52V54L260 55ZM12 57H14V58H12ZM79 57H80V55H79ZM86 57V56H85ZM101 57V56H100ZM145 57V56H144ZM247 57V56H246ZM22 58V57H21ZM83 58V57H82ZM91 58V57H90ZM98 58V57H97ZM151 58H152V56H151ZM173 58V57H172ZM171 58V59H172ZM201 58V57H200ZM238 58V57H237ZM240 58V57H239ZM243 58V57H242ZM78 59V58H77ZM94 59V58H93ZM108 59H109V57H108ZM111 59V58H110ZM247 59V58H246ZM22 60V59H21ZM95 60V59H94ZM101 60V59H100ZM114 60V59H113ZM145 60V59H144ZM237 60V59H236ZM244 60V59H243ZM102 62H104V64H101V65H104V67H106V69L108 68V72L110 73V72H112V71H115L116 70V67H115V65L114 66H112V62L110 63V61H108L107 59L105 60V58H104V60H101ZM109 63H108V62ZM137 61V60H136ZM199 61V60H198ZM202 61V60H201ZM226 61H228V60H226ZM238 61V60H237ZM239 61H241V59L239 60ZM123 62V61H122ZM140 62H143V60L141 61L140 60ZM178 62V61H177ZM191 62V61H190ZM211 62V61H210ZM235 62V61H234ZM257 62H258V58H257ZM193 63V62H192ZM230 63V62H229ZM232 63V62H231ZM240 63V62H239ZM253 63V62H252ZM124 64V63H123ZM136 64V63H135ZM143 64H144V62H143ZM142 64V65H143ZM196 64V63H195ZM203 64V63H202ZM233 64V66L235 65V63H232ZM255 64H257V63H255ZM259 64V63H258ZM257 64V65H258ZM87 65V64H86ZM118 65V64H117ZM121 65V64H120ZM157 65V64H156ZM199 65V64H198ZM238 65V63H236V66ZM240 65H242V66H240ZM240 65H238V66H240V68L241 67H243V65L244 66H247L246 64H240ZM256 65V66H257ZM174 66V65H173ZM235 66V67H236ZM237 66V67H238ZM250 66H252V65H250ZM253 66H254V64H253ZM121 67V66H120ZM119 67V68H120ZM132 68H134V65H132L131 66ZM138 67V66H137ZM148 67V66H147ZM157 67V66H156ZM236 67V68H237ZM249 67V66H248ZM51 68H56L59 72H60V74H61V77H63L64 76V78H62V80H64L65 79V81H60L59 80V78H58V76L56 77L55 75V77L54 78H51V79H48L49 77H46V75H47V71H46V69H49V71L50 70H52ZM139 68V67H138ZM138 68L136 69V68H134V70L136 69V70H138ZM231 68V67H230ZM233 68V67H232ZM239 68V67H238ZM243 68H245V67H243ZM247 68V67H246ZM252 68V67H251ZM257 68H261V67H257ZM104 69V68H103ZM105 69V70H106ZM82 70V69H81ZM120 70V69H119ZM124 70V69H123ZM131 70V69H130ZM133 69L131 70V72L132 71H134ZM141 70V69H140ZM144 70V69H143ZM154 70H155V68H154ZM240 70V69H239ZM253 70V69H252ZM252 70H250V71H252ZM258 70H260V71H258V76H257V78H255V80H254V78H253V80L251 81V80H249V82L244 86V87H241V89L243 88V90L245 89V90H250L251 91V88L253 89V88H255V87H257V86H259L260 84H262L261 82H262V79H263V77H264V70L262 71L261 69H258ZM54 71V70H53ZM56 71V70H55ZM57 71V72H58ZM121 71V70H120ZM127 71V70H126ZM125 70H124V72H126ZM145 71V70H144ZM150 71V70H149ZM173 71V70H172ZM171 71V72H172ZM196 71V70H195ZM255 71V70H254ZM73 72V73H72ZM117 71H115V73H116ZM123 72V71H122ZM121 73V74H119L118 73V75H117V81H116V79H113V87H118V85H121V81H122V78H124L123 77V75L125 74V73ZM137 72V75H138V71H136ZM143 72V71H142ZM69 73H70V76L71 75H75L74 77L73 76H71L70 78L68 77L69 76ZM72 73V74H71ZM77 73V74H76ZM82 73H84V71L82 72ZM128 73V72H127ZM148 73V71L146 72V74ZM155 73L156 74H159V75H162L163 76V79L162 80H164V81H166V83H165V86H167V83L169 84L168 85V87L170 86V85H172V88H173V85H179L180 83H182V82H184V80L182 81V80H179V78H177V75L175 76V75H173V74H171L169 71H167V70H165V69H161L160 67L155 71ZM48 74H49V72H48ZM59 74V75H60ZM133 74V73H132ZM153 74V73H152ZM236 74H238L237 72H236ZM66 75H68V76H66ZM80 76H81V73L79 74ZM78 75V76H79ZM84 75V74H83ZM128 75V74H127ZM135 75V74H134ZM143 75V74H142ZM148 75V74H147ZM131 77H132V75H130ZM145 75H143V77H144ZM150 76H151V74H150ZM248 76H250V75H248ZM68 77V79H66ZM116 77V76H115ZM136 77V76H135ZM146 77V76H145ZM145 77H144V79H145ZM157 77V76H156ZM161 77V76H160ZM181 77V76H180ZM183 77V76H182ZM254 77H255V75H254ZM77 79H78V77H76ZM81 78V77H80ZM79 78V79H80ZM158 78H159V76H158ZM157 78V79H158ZM162 78V77H161ZM185 78V77H184ZM249 78V77H248ZM133 79V78H132ZM151 79V78H150ZM202 79V78H201ZM207 79V78H206ZM210 79V78H209ZM21 80V81H22ZM83 80V79H82ZM126 80H127V78H126ZM130 80V79H129ZM186 80H188V78L186 79ZM191 80V79H190ZM213 80V79H212ZM246 80V79H245ZM142 81V80H141ZM192 81H193V79H192ZM203 81V80H202ZM208 81V80H207ZM206 80L204 81L205 83L207 82ZM14 82H15V80H14ZM14 82L12 83V84H14ZM72 82V84H73V86H75V85H78V84H76V79H74V81H71ZM70 82V83H71ZM80 82V81H79ZM78 82V83H79ZM125 82V81H124ZM162 82V81H161ZM186 82V81H185ZM190 82V81H189ZM189 82H186V83H182V84H180V85H183V87H185V86H187V88L189 87L190 88V86H191V93H192V85H194V84H190ZM80 83H84V80L83 81H81ZM112 83V82H111ZM179 83V84H178ZM204 83V84H205ZM209 83V82H208ZM207 83V86L209 85ZM212 83V82H211ZM213 83H214V81H213ZM244 83V82H243ZM15 84H16V82H15ZM71 84V85H72ZM86 84H88L87 82H86ZM91 84V83H90ZM189 84H190V86H189ZM202 84V83H201ZM200 84V85H201ZM204 84H203V86H204ZM245 84V83H244ZM3 85V84H2ZM8 85V86H9ZM28 85V84H27ZM164 85V84H163ZM162 84H161V86H163ZM196 86H197V84H195ZM242 85V84H241ZM24 86H22V87H24ZM29 86V85H28ZM79 86V85H78ZM164 86V87H165ZM210 86H212V85H210ZM12 87H13V85H12ZM26 87V86H25ZM77 87V86H76ZM88 87V86H87ZM124 87V86H123ZM178 87V86H177ZM175 88V86H174V88L175 89H179V88ZM34 88V87H33ZM92 88V89H93ZM159 88V87H158ZM172 88H170V89H172ZM182 87H180V89L179 90H182V89H184V88H182ZM186 88V89H187ZM188 88V89H189ZM27 89V88H26ZM35 89V88H34ZM38 89V88H37ZM37 89L36 90H34L35 92L37 91ZM169 89V90H170ZM185 89V90H186ZM187 89V90H188ZM203 89V88H202ZM209 89H210V87H209ZM208 89V91H213L214 89H211V90H209ZM227 89H229V88H227ZM255 89H257V88H255ZM260 89V88H259ZM32 90V89H31ZM115 90V89H114ZM164 90V89H163ZM178 90V91H179ZM184 90V91H185ZM187 90H186V92H187ZM206 90V89H205ZM21 91V90H20ZM118 91V90H117ZM167 91V90H166ZM173 91H176V90H173ZM255 91V90H254ZM17 92V91H16ZM215 92V91H214ZM217 92V91H216ZM249 92V91H248ZM40 93V92H39ZM118 93V92H117ZM177 93V92H176ZM179 93V92H178ZM177 93V94H178ZM200 93V92H199ZM199 93H198V95H199ZM218 93V92H217ZM244 93H245V91H244ZM249 93H253V91H251V92H249ZM248 93V94H249ZM262 93V92H261ZM175 94V93H174ZM173 94V95H174ZM175 95V96H178V95ZM179 94H183V93H179ZM246 94H247V92H246ZM264 94V93H263ZM46 95V94H45ZM139 95V94H138ZM154 94H151V96H150V98L153 96ZM167 95V94H166ZM185 95V94H184ZM189 95V94H188ZM240 95V94H239ZM140 96V95H139ZM138 96V97H139ZM171 96V95H170ZM182 96V95H181ZM216 96V95H215ZM247 96V95H246ZM28 97V96H27ZM37 97V96H36ZM117 97V94H116V92H115V98ZM137 97V96H136ZM168 97H169V95H168ZM190 97V96H189ZM244 97V95L242 96V98ZM56 98V97H55ZM134 98V97H133ZM171 98V97H170ZM173 98V97H172ZM179 98H181V97H179ZM178 98V99H179ZM185 98V97H184ZM262 98H264V95L261 97L260 96V99H258V102H256L255 104H253L251 107H249V109L247 110V111H245V112H243V113H241V115H239L238 117H239V119L237 120L236 119V122H234L235 123V125H238L237 127H239V128H237L236 126H234L235 128H237L236 130L237 131H239L238 133L240 134V132L241 131H243V132H241V135H242V133H245L246 134V136L248 137V139H251V140H253V141H259L260 142V140L262 141V142H264V100L262 99ZM22 99H23V97H22ZM39 99V98H38ZM57 100H58V97L56 98ZM64 99V98H63ZM67 99L65 100L66 102H69L70 100H68L67 101ZM153 99H154V97H153ZM165 99V98H164ZM174 99V98H173ZM175 99H177V97L175 98ZM241 99V98H240ZM55 100V99H54ZM150 100V99H149ZM180 100V99H179ZM72 101V100H71ZM117 101H118V98H117ZM173 101V100H172ZM30 102H31V100H30ZM73 102V101H72ZM75 102V101H74ZM79 102V103H80ZM165 102V101H164ZM171 102V101H170ZM25 103V102H24ZM23 103V104H24ZM35 103H37V102H34L33 104L35 105ZM39 103V102H38ZM70 103V102H69ZM118 103V102H117ZM175 103H176V101H175ZM175 103H173L172 102V105L174 106L175 105ZM33 104H32V107H33ZM4 105H5V102H4ZM7 105V104H6ZM117 105V104H116ZM118 105H119V103H118ZM167 105V104H166ZM250 105V104H249ZM24 106V105H23ZM37 106H38V104H37ZM40 106H41V104H40ZM67 106V108H71V106L70 105H66ZM92 106V107H93ZM164 106V105H163ZM220 106H221V104H220ZM3 107V106H2ZM2 107H1V111H0V140H1V142H4L5 143V141H8V140H10V137L12 136L13 137V135H11V133H9L10 132V130H12V128H8V125H6L5 124V121H6V115H5V113H4V111L2 110ZM31 107V106H30ZM30 107L28 108L27 106H26V108H28L29 110H30ZM55 107V106H54ZM84 107V108H85ZM185 107V106H184ZM4 108V107H3ZM7 107H5L4 109H6ZM64 108H65V106H64ZM73 108V107H72ZM202 108V107H201ZM205 108V107H204ZM53 109H55V108H53ZM59 109V108H58ZM57 109V110H58ZM62 109H63V106H62ZM117 109H119V110H117ZM174 109V108H173ZM206 109H207V112H210V107L209 106H207L206 107ZM27 110V109H26ZM33 108L31 109V111H29V114L30 113H32L33 111ZM39 110V109H38ZM38 110H36V108H35V112L36 111H38ZM57 110H54V111H57ZM73 110H74V108H73ZM97 110V111H98ZM105 110V111H106ZM124 110H125V108H124ZM124 110H123V114H125L126 112H124ZM193 110H195V109H193ZM192 110V111H193ZM203 111H205V109H202ZM209 110V111H208ZM212 110L213 109H211V112H212ZM256 110H258V112L256 113ZM9 111V110H8ZM28 111V110H27ZM50 111V110H49ZM52 111V110H51ZM58 111H62L61 110V107H60V110H58ZM57 111V112H58ZM68 111H70V109H67V111L66 112H68ZM104 111V112H105ZM133 111V110H132ZM191 111V112H192ZM114 112H112L113 114H111V115H114ZM156 112V111H155ZM154 112V113H155ZM202 112V111H201ZM214 112V111H213ZM8 113H10V112H8ZM7 113V111H6V114H8ZM15 113V112H14ZM26 113V112H25ZM39 113V112H38ZM42 113H43V111H42ZM99 113H100V111H99ZM106 113V112H105ZM128 113V112H127ZM135 113H137V112H135ZM141 113V112H140ZM139 113V114H140ZM189 113H190V111H189ZM194 113V112H193ZM192 113V114H193ZM204 113V112H203ZM217 112H214L213 114L215 115ZM28 114V116H32V114H30L29 115ZM34 114V113H33ZM40 114V113H39ZM47 114H49V113H47ZM50 114L52 115V112H50ZM57 114V113H56ZM183 114V113H182ZM185 114V113H184ZM186 114H187V112H186ZM195 114H196V111H195ZM198 114V113H197ZM205 114H207L206 113V111H205ZM212 114V115H213ZM51 115H50V117H51ZM53 115H55V113L53 114ZM97 115H98V113H97ZM96 115V116H97ZM101 115V114H100ZM138 115V114H137ZM180 115V114H179ZM188 115V114H187ZM202 115V114H201ZM200 114L198 115V116H196V115H193V117L192 118H194V120L196 119H198L199 120V116L201 117V118H203V120L204 119H206L205 118V116H201ZM209 115V116H208ZM207 116V118H209L211 115L210 114H208ZM214 115L211 117L216 123H219V126H216V127H214L215 129H217V130H215L214 129V131L217 133V131H218V129H220L219 130V134H220V131H221V133H226L225 135H223V134H221L222 135V138L221 139H224L223 138V136H225V138H227L226 137V135L228 134V137H229V132H234V133H236L235 131L236 130H234L233 129V131L231 130V131H227L226 129V127H228V123H225V121L221 118V116H217V118H219L220 120H218V121H216L215 119V117H214ZM219 115H223L222 113H219ZM27 116V115H26ZM31 116H30V118H31ZM44 115H42V117H43ZM80 116H82L81 114H80ZM84 116H86V114L84 115ZM84 116L83 117H80V119L82 118V119H85V118H87V116L84 118ZM124 116V115H123ZM139 116V115H138ZM145 116V115H144ZM156 116V115H155ZM158 116V115H157ZM157 116H156V118H157ZM190 116V115H189ZM192 116V115H191ZM237 116V115H236ZM8 117H10V116H8ZM24 117H25V115H24ZM33 117V116H32ZM47 117V116H46ZM57 117H58V115H57ZM67 117H69V115L67 116ZM72 119L75 117V118H77L76 116H70ZM100 117V116H99ZM98 117V118H99ZM104 117V116H103ZM108 117V116H107ZM112 117V116H111ZM141 117V116H140ZM142 117H143V115H142ZM150 117H151V114H150ZM153 117V116H152ZM151 117V118H152ZM160 117V116H159ZM186 117H188V116H186ZM198 117V118H197ZM26 118V117H25ZM24 118V119H25ZM29 118V119H30ZM54 118V117H53ZM62 119H63V116L61 117ZM60 118V119H61ZM70 118V119H71ZM74 118V119H75ZM92 118V117H91ZM101 118V117H100ZM99 118V120L97 119V121L100 123L101 121H102V123L104 124V121H103V119H100ZM109 118V117H108ZM166 118L167 117H165V119H163V118H161V120H160V122L159 121H157L156 120V122H159V126H161V127H163L164 129L162 130V132L164 133L165 131V126H166V128L168 129L169 127H168V121L166 120ZM201 118H200V121H198L199 123V125L198 126H203L202 125V123H201ZM227 118V117H226ZM226 118H225V120H226ZM236 117L234 116V119H235ZM43 119H46V118H43ZM48 119V118H47ZM50 119V118H49ZM52 119V118H51ZM68 119V118H67ZM70 119H68V120H70ZM79 119V118H78ZM80 119H79V122H81L80 121ZM106 119V118H105ZM130 119V118H129ZM138 119V118H137ZM142 119V118H141ZM144 119V118H143ZM143 119H142V122H143ZM152 119H154V118H152ZM187 119V118H186ZM189 119V118H188ZM191 119V118H190ZM16 120V119H15ZM14 120V121H15ZM26 120H27V118H26ZM34 120V119H33ZM32 120V121H33ZM41 120L42 119H40V117L38 116V119L37 120H35V122L37 123H35L36 125H37V127L39 128V131H36L35 132V130L36 129H34L33 128V126H32V124L30 125V122H28V121H25L24 123L22 122L21 124L22 125H19L18 126V124L19 123H17V126L15 125V124H13V125H15V126H11V127H14L13 129L15 130V129H18V130H22V134H23V139L24 140H21L22 141V143H24L25 144V149L23 148V146H22V148L24 149V150H26V145H27V150H26V153H27V151L28 150H32L33 149V147L29 144V138H30V134H32L31 132L34 130V132H33V134H35V133H38V132H40V130H42V131H47V133L48 132H51V134H50V136H52V134H53V138H55V135H54V133H52V130H53V126H54V123H55V128L54 129H57L56 128V126H57V122H56V120H57V118L53 121L54 123H50V121L48 122L47 121V124H45V123H43V121L41 122ZM86 120V119H85ZM84 120V121H85ZM140 120V119H139ZM146 120V119H145ZM144 120V121H145ZM195 120V121H196ZM229 120V119H228ZM45 121V120H44ZM62 121V120H61ZM75 121H78L77 119L75 120ZM93 121L95 122V118H93ZM186 121V120H185ZM193 121V120H192ZM207 121V120H206ZM209 121H210V119H209ZM212 121V120H211ZM213 121V122H214ZM233 121V120H232ZM235 121V120H234ZM237 121H239V122H237ZM263 121V126H262V128L261 127H258V124H259V122H260V124H261V122ZM40 122H41V124H40ZM63 123L64 122H66V120L64 121H62ZM61 122V124L62 125H64L63 123ZM71 122V121H70ZM67 122L68 123V125H70V124H73L74 123V125L73 126H69V129L68 130H70V128L71 129H74V130H70L71 132L72 131H75V132H77V133H75L74 135H73V143L72 144H74L76 141L78 142H82V144L84 143V145L85 144H87L88 146H90V148H87V149H89V150H91V156H90V158L92 159V160H94V161H96L95 162V164H97V162L99 161V158L101 157V151H100V149L101 148H103V143L105 142H103V140L105 139H107V137L105 138H101L100 137V135H97V130H99V132H98V134L100 133L101 134V132L102 133H104L103 131H101L100 129H97V128H100V125H102V123H100V125H98L95 129V131L94 130H92V128L94 129V127H92V125H90V124H92V120H91V123H89L90 122V120L88 121V123L86 122V124H88L86 127H88L89 125L92 127V128H90V126H89V133H87V134H89V136L87 135H84V134H82L83 133V131H85L84 129H83V126H81L78 122ZM83 122V121H82ZM81 122V123H82ZM85 122H83V123H85ZM97 122V123H98ZM124 122V121H123ZM127 122V121H126ZM125 122V123H126ZM204 122V121H203ZM250 122L252 123V122H254V124H255V127H256V130H258L259 128H261V130L259 129L258 131H260L259 133H257V134H255L257 131H255V133H254V131H253V129L251 128V125H250ZM11 123L12 122H10V125H11ZM33 123V122H32ZM70 123V124H69ZM82 123V124H83ZM185 123H187V122H185ZM192 123V122H191ZM195 123V122H194ZM8 124V123H7ZM85 124V125H86ZM128 124V123H127ZM126 124V125H127ZM195 124H197V123H195ZM62 125H60V129H62ZM183 125V124H182ZM188 125V124H187ZM257 125V126H256ZM262 125V124H261ZM158 126V127H159ZM174 126V125H173ZM180 126V125H179ZM186 126V125H185ZM10 127V126H9ZM34 127H36V126H34ZM36 127V128H37ZM85 127V128H86ZM103 127V126H102ZM101 127V128H102ZM130 127V126H129ZM128 127V128H129ZM132 127V126H131ZM156 127H157V125H156ZM158 127H157V129H158ZM161 127H159V128H161ZM176 127V126H175ZM178 127V126H177ZM206 127H208V126H205L204 125V127H201L202 129H200L199 127H195V131L197 132V128L199 129L198 131H199V133H201V135H198L197 134V136H199V137H201V136H207L208 134V131L210 130L209 128L208 129H206ZM230 127V126H229ZM233 127V126H232ZM43 128V129H42ZM173 128V127H172ZM185 128V127H184ZM187 128H188V126H187ZM193 128V127H192ZM258 128V129H257ZM45 129V130H44ZM59 129V130H60ZM105 129V128H104ZM154 129V128H153ZM152 129V130H153ZM156 129V130H157ZM189 129V128H188ZM188 129H186V130H188ZM204 129V130H203ZM230 129V128H229ZM228 129V130H229ZM238 129H241V130H238ZM20 130V131H21ZM38 130V129H37ZM63 130V129H62ZM87 130H88V128H87ZM90 130H91V132H90ZM103 130V129H102ZM129 130H130V128H129ZM133 130V129H132ZM185 130V131H186ZM190 130H191V128H190ZM206 130H208L207 131V133H206ZM13 131V130H12ZM17 130H15V132H16ZM41 131V132H42ZM46 131H45V133H46ZM68 132V133H71V132ZM92 131H94V133L92 132ZM135 131V130H134ZM150 131V130H149ZM159 131V130H158ZM185 131H183V132H185ZM192 131V130H191ZM194 130H193V132L194 133H196ZM204 131H205V133H204ZM96 132V133H95ZM131 132V131H130ZM167 132V131H166ZM210 133H211V131H209ZM17 133H20V132H17ZM43 133V132H42ZM73 133V132H72ZM85 133V132H84ZM91 133V134H90ZM178 133H179V131H178ZM198 133V132H197ZM203 133L205 134V135H203ZM216 133H214V134H216ZM39 134V133H38ZM176 134V133H175ZM212 134V133H211ZM11 135V136H10ZM16 135V134H15ZM18 135V134H17ZM36 135V134H35ZM34 135V136H35ZM71 135V134H70ZM105 136L107 135L106 133L104 134ZM134 135H135V133H134ZM169 135V134H168ZM213 135V134H212ZM19 136V135H18ZM33 135H31V141H30V143H34L33 141H32V139L33 140H35V138H37V137H32ZM65 136V135H64ZM103 136V135H102ZM179 136V135H178ZM210 136V135H209ZM11 137V138H12ZM15 137V136H14ZM51 137V138H52ZM97 137H100V139L98 138L97 139ZM175 137V136H174ZM204 137V138H205ZM210 137H212V136H210ZM216 137V136H215ZM243 137H245L244 135L242 136V138ZM16 138V137H15ZM20 138H22V136H20ZM53 138H52V140H53ZM64 138V137H63ZM71 138V139H72ZM111 138V137H110ZM138 138H139V136H138ZM141 138V137H140ZM217 138V137H216ZM246 138V137H245ZM245 138H243V139H245ZM40 139H42V137L40 138ZM113 139V138H112ZM137 139V138H136ZM145 139H146V137H145ZM212 139H214V138H212ZM220 138H217V141L219 140ZM242 139V140H243ZM247 139V138H246ZM15 141H16V139H14ZM18 140V139H17ZM51 140V141H52ZM55 140V139H54ZM53 140V141H54ZM57 140V139H56ZM63 140V139H62ZM61 140V141H62ZM133 140L134 139H132V141L131 142H133ZM141 140V139H140ZM209 140V139H208ZM45 141V140H44ZM109 141V140H108ZM107 141V142H108ZM121 141V140H120ZM215 141H216V139H215ZM17 143H20V140H18V141H16ZM41 142V141H40ZM56 142V141H55ZM79 142H78V144L77 143H75L76 145H80V148H78V150L79 149H81V147H86V146H84V145H82V144H79ZM106 142V143H107ZM113 142V141H112ZM130 142V141H129ZM130 142V143H131ZM140 142H142V140L140 141ZM146 142V141H145ZM219 142H222V140L221 141H219ZM218 142V143H219ZM249 142V141H248ZM251 142V141H250ZM258 142V143H259ZM13 143V142H12ZM15 143V142H14ZM36 143V142H35ZM52 143H54V142H52ZM111 143V142H110ZM115 143V142H114ZM120 143H122V141L120 142ZM136 143V142H135ZM148 143V142H147ZM147 143H145L144 144V142H143V144L144 145H142V143H139V145L138 146H141V149H140V152L139 151H137V149H136V146L135 145H137V144H135V145H133V146H135V148L133 147L132 148V150L133 149H135L134 150V153H132V154H136L137 156H139L141 153L144 155L143 157L145 158V156L147 157V160H149V158H151L152 157V155H154V153L152 154V150L150 151V149H152L151 147V145L149 146V145H146ZM151 143H153L152 145H154V142H151ZM161 143V142H160ZM208 143V142H207ZM211 143V142H210ZM223 143V142H222ZM8 144V143H7ZM11 144V143H10ZM21 144V143H20ZM23 144V145H24ZM42 144V143H41ZM45 144V143H44ZM56 144H57V142H56ZM55 144V145H56ZM72 144L70 143V145L72 146ZM116 144H118V145H116V146H113L114 148H111L112 150H114V157L112 156V154H110L109 152H108V150L106 149V147H107V145L106 144H104L106 147H105V149L107 150V152L111 155V157H113V158H115V159H113V161L111 162L112 164H110V167H116V165L114 166V164L113 163H115V164H118L119 162H123V160H124V155H123V149H122V145H120L119 143H116ZM124 144V143H123ZM132 144H134V143H132ZM149 144V143H148ZM190 144V143H189ZM212 144V143H211ZM224 144V143H223ZM262 144V143H261ZM1 145V144H0ZM3 145V144H2ZM35 145V144H34ZM37 145V144H36ZM36 145H35V147H36ZM82 145V146H81ZM195 145V144H194ZM210 145V144H209ZM234 145V144H233ZM236 145V144H235ZM245 145V144H244ZM5 146V145H4ZM32 148H30V147ZM43 146V145H42ZM54 146V145H53ZM52 146V148H54V149H49V151H50V153L52 154L54 151L53 150H55V152H56V150H59V148H57V149H55V147H53ZM70 146V147H71ZM87 146V147H88ZM110 146V145H109ZM125 145H123V147H124ZM127 146H128V144H127ZM132 146V145H131ZM131 146H129V149L131 148ZM145 146V147H144ZM147 146V147H146ZM148 146L150 147V148H148ZM155 146H157V145H155ZM231 146V145H230ZM3 147V146H2ZM44 147V146H43ZM126 147V146H125ZM124 147V148H125ZM158 147V146H157ZM161 147V146H160ZM159 147V148H160ZM168 147V146H167ZM183 147V146H182ZM188 147H189V145H188ZM262 147H264V144H263V146ZM41 148V147H40ZM154 148V147H153ZM171 148V147H170ZM219 148V147H218ZM232 147H230V151L231 150H233V149H231ZM240 148V147H239ZM241 148H243V147H241ZM250 148V147H249ZM4 150H5V147L3 148ZM8 149V148H7ZM6 149V150H7ZM20 149V148H19ZM35 149H37V147L35 148ZM35 149H33V150H35ZM71 149V148H70ZM83 149V148H82ZM85 150L86 151V153L89 155V150ZM139 149V148H138ZM149 149V150H148ZM157 149L158 148H156V151H157ZM164 149V148H163ZM188 149V148H187ZM190 149H191V146H190ZM189 149V150H190ZM252 149V148H251ZM250 149V150H251ZM22 149H20V152H17L19 155H18V158H21V156H24L25 158H27V157H30V159L32 158L31 157V154H32V152L33 151H31V154L30 155H28V153H30V151L26 154L25 152H22L21 151ZM40 150H42V149H40ZM39 150V148H38V151L37 150H35V152L37 151V152H39L40 151ZM46 150V149H45ZM61 150V149H60ZM66 150H69V149H66ZM103 150H104V148H103ZM131 150V151H132ZM155 150V149H154ZM161 150H162V148H161ZM193 150V149H192ZM196 150V149H195ZM210 150V149H209ZM223 150V149H222ZM243 151L245 150V148H243L242 149ZM249 150V149H248ZM255 150H256V148L254 149V152H251V154H250V152L248 153L249 154V156H255V154H257L256 156L258 157V154L261 152V149H260V152H259V149H257L256 150V152H255ZM44 151V150H43ZM47 151H48V149H47ZM71 151V150H70ZM84 151V152H85ZM127 151H128V148H127ZM127 151H126V153H127ZM131 151H129L128 152V154H130L131 153ZM137 151V152H136ZM171 151V150H170ZM185 152H186V150H184ZM191 151V150H190ZM194 151V150H193ZM227 151V150H226ZM230 151H227V152H225V154H224V157L226 158H228L227 160H223L224 159V157H222L221 155H220V158H219V160L221 159L222 161H224L225 162V164H224V162H223V164L225 165L224 167L226 168L227 166V168H229V167H231V169L232 170H236V169H234V166L236 165V164H241V163H244V159L243 158H246V161H248L247 160V157H246V153L245 152H243V153H241V152H239L240 151V149L239 150H237L240 154H238L237 153V151H233L232 152V154H230L229 152ZM253 151V150H252ZM7 152V151H6ZM5 151H2L1 149H0V176H3V177H5V176H7V175H9V174H11L12 173V167H11V162H10V158H9V154H7ZM36 152V153H37ZM80 153L79 154H82V152L81 151H79ZM133 152V151H132ZM138 152H139V155H138ZM179 152V151H178ZM187 152H188V150H187ZM186 152V153H187ZM217 152V151H216ZM221 152V151H220ZM234 152H236V154H233ZM35 153V154H36ZM41 155H40V157L42 158V156H43V152H39ZM48 153V155L46 154V157H49V159H50V153L49 152H47ZM67 153V152H66ZM125 153V152H124ZM145 153L147 154V155H145ZM148 153H151V157H149L148 158V155H150V154H148ZM157 153V152H156ZM158 153H160V151L158 152ZM166 153V152H165ZM190 153V152H189ZM188 153V154H189ZM199 153V152H198ZM222 153H224V151L222 152ZM245 153V154H244ZM15 154V153H14ZM23 154H26V155H23ZM38 154V153H37ZM50 154V155H49ZM56 154V153H55ZM55 154H53V155H55ZM73 154H74V152H73ZM76 154V153H75ZM85 154V153H84ZM86 154V155H87ZM172 154V153H171ZM243 154L245 155V157H243ZM66 155V154H65ZM72 155V154H71ZM86 155H85V157H86ZM110 155H109V159H110ZM133 155V156H134ZM162 155H163V152H162ZM174 155V154H173ZM189 155H191V153L189 154ZM193 155H196L197 156V154L195 153L194 154V152H193ZM14 156V155H13ZM56 156V155H55ZM58 156V155H57ZM74 156V155H73ZM80 156V155H79ZM78 155H76V157H77V159L79 158V160H78V164L80 163V159H81V157H79ZM82 156H84L83 154H82ZM129 156V155H128ZM127 156V157H128ZM141 156V155H140ZM154 156H157V157H160V154H159V156L158 155H154ZM172 156V155H171ZM177 156H179V155H177ZM187 157H188V155H186ZM196 156H192V157H196ZM230 156V157H229ZM12 157V156H11ZM24 157H22V158H24ZM38 155H36V159H38ZM39 157V158H40ZM70 157V156H69ZM75 157V156H74ZM74 157H70V159L72 160ZM157 157H155V158H153V159H156ZM162 157V156H161ZM180 157V156H179ZM191 157V156H190ZM223 159H222V158ZM242 157V158H241ZM13 158V157H12ZM16 158H17V156H16ZM88 158V157H87ZM89 158V159H90ZM129 158H132L131 156H129ZM178 158V157H177ZM176 158V159H177ZM182 158V159H181ZM180 159L181 160H184L183 159V157H181ZM200 158V157H199ZM216 157H214V159L212 160V162H210L208 165H206V168L205 167H201V169H203L204 168V170L206 169L207 171L206 172H204L205 174H203L201 171H198L199 173L201 172L202 174H203V176H205L204 178H201V179H205V178H207V179H209L210 181H212V182H214V184H215V182H219V183H222V182H225L226 181V179H228L229 177V175L227 176V174H226V172L224 171V170H221V169H218V167H219V163L216 161V159H215ZM46 160H48V158H45ZM45 159L44 160H39L38 159V161H39V163H41L40 161H43V162H45ZM52 160H55L54 159V156L51 158ZM50 159V160H51ZM62 159V158H61ZM108 159V160H109ZM128 159V158H127ZM137 159V158H136ZM135 159V160H136ZM153 159H150L151 161H152V165H154V167H155V162L153 163ZM163 159V158H162ZM169 159V158H168ZM171 159V158H170ZM173 159H174V157H173ZM180 159H178V160H180ZM191 159V158H190ZM243 159V160H242ZM58 160V159H57ZM87 160V159H86ZM100 160H101V158H100ZM130 160V159H129ZM139 160H142V158L140 159V157H139ZM146 160V159H145ZM181 160H180V162H181ZM186 160V159H185ZM197 160V159H196ZM200 160V159H199ZM23 160H21V162H22ZM63 161V160H62ZM62 161H60V162H62ZM74 161H76V159L74 158ZM85 161V160H84ZM88 161H90L89 162V165H91V168L90 169H92L93 171L95 170V169H97L96 167H94V166H92V164L94 163V161H91V160H88ZM115 161V162H114ZM126 161H128V160H125V162ZM143 161V160H142ZM168 161V160H167ZM173 161L174 160H172L171 162L173 163ZM176 161V160H175ZM190 161H192V159L190 160ZM205 160H203L202 162H204ZM250 161V160H249ZM20 162V160H19V163H20V165L22 164ZM24 162V161H23ZM30 162V161H29ZM52 161H50V164H52L51 163ZM56 162H58V161H55V163ZM68 162V161H67ZM107 162V161H106ZM109 162H110V160H109ZM117 162V163H116ZM150 162V161H149ZM156 162H158V161H156ZM170 162V163H171ZM189 162V161H188ZM221 162V161H220ZM14 163V162H13ZM17 163H18V161H17ZM17 163H15L16 164V166L13 168V174L16 172V168H17ZM31 163H34V162H32L31 161ZM71 163V164H70ZM127 163V162H126ZM161 163V162H160ZM182 163H185V161H182ZM191 163V162H190ZM205 163H207V161H205L203 164H205ZM48 165V163H47V165L49 166V169L52 167L51 165ZM54 164V163H53ZM86 164H88V163H86ZM100 164V163H99ZM109 164V163H108ZM120 164V163H119ZM128 164H129V162H128ZM136 164V163H135ZM156 164H159V162L158 163H156ZM177 164V163H176ZM199 164V163H198ZM202 164V163H201ZM221 164V163H220ZM245 164V163H244ZM244 164H241V165H244ZM248 164V163H247ZM252 164H256L255 162L253 163L252 162ZM251 164V165H252ZM13 165V164H12ZM32 165V164H31ZM31 165H26L25 163H23V165H21L22 166V168L24 169V170H32L31 172H34V174L32 173V176L33 175H35V177H36V181H41V184H42V186H43V183L45 184V187L46 188H44V189H46V193H47V195H48V197H50L51 198V200L53 201L56 197L57 198H59L58 196H60V194H61V184H62V176L61 177H59L60 175H62V173L64 174V172L62 171V173H61V170L60 169H62L63 167L62 166H60V167H62V168H59L58 166L59 165H57V167L59 168V171H57L58 170V168H57V170L55 169V171H57L58 173H59V176L56 178L57 179V181L55 180V178H54V181H56V182H53V181H50V182H48V178H49V171H48V169H46L45 167H44V165L43 164H38V165H34V167H32ZM46 164H45V166H47ZM68 165H72L71 167L70 166H68L69 168H71V171L73 172V173H75V172H77V170L79 169L78 168V165H77V163H75V162H68ZM94 165V164H93ZM105 165V164H104ZM112 165V166H111ZM122 165H126V164H122ZM167 165V164H166ZM183 164H181V166H182ZM186 165V164H185ZM185 165H183V167H185ZM191 165V164H190ZM192 165H194V164H192ZM257 165V164H256ZM51 166V167H50ZM80 166V168H81V165H79ZM118 166V165H117ZM120 166V165H119ZM118 166V167H119ZM128 166V165H127ZM127 166H123V167H119V169L118 168H112L113 170H115L116 172H112L111 171V169H110V171L112 172V173H114L113 174V179L115 180H117V186H118V188L119 189H117L118 191H120V186H123V185H125V183L128 181H125L123 178H125L124 176H121V175H125L122 171H124L123 170V168L124 167H126L127 168ZM129 166H130V164H129ZM180 166V165H179ZM187 166V165H186ZM189 166V165H188ZM187 166V167H188ZM202 166H204V165H202ZM237 166H239V165H237ZM254 166L255 165H253V167L252 168H254ZM261 166V165H260ZM54 167H55V165H54ZM67 167V166H66ZM84 167V165L82 166V168ZM136 167V166H135ZM150 167V166H149ZM216 167H217V170H216ZM222 167V166H221ZM240 167H242L243 168V166H240ZM122 168V169H121ZM129 168V167H128ZM191 168H193V167H191ZM236 168V167H235ZM244 168H245V166H244ZM256 168V167H255ZM255 168H254V171H255ZM23 169H21V171L23 170ZM84 169V168H83ZM150 169V168H149ZM160 169V168H159ZM163 169V168H162ZM180 169V168H179ZM182 169V168H181ZM188 169H189V167H188ZM195 170L197 169L196 168V166H195V168H194ZM193 169V170H194ZM200 169V170H201ZM222 169H223V167H222ZM20 170V169H19ZM23 170V171H24ZM67 170H68V168H67ZM67 170H65V168H64V171H66L67 172ZM70 170V169H69ZM80 170V169H79ZM107 170V169H106ZM198 170V169H197ZM196 170V171H197ZM231 170V171H232ZM20 171V172H21ZM71 171H70V175L71 176H73V174L71 173ZM81 171H84V170H80V172ZM93 171H91V176H93V174H95L96 173V170H95V173L93 172ZM140 171V170H139ZM230 171V170H229ZM237 171H238V169H237ZM258 171V170H257ZM260 171V170H259ZM56 172V173H57ZM65 172V173H66ZM69 172V171H68ZM87 172V171H86ZM90 172V171H89ZM93 172V173H92ZM99 172V168H98V171H97V173ZM121 172H122V174H121ZM127 172H130V171H127V169H126V171H125V173H127ZM133 172V171H132ZM131 172V173H132ZM261 172V171H260ZM260 172H258L259 173V175H260ZM24 172H22V174H23ZM96 173V174H97ZM137 175H138V173L137 172H135ZM140 173V172H139ZM141 173H143V172H141ZM175 173V172H174ZM235 173H236V171H235ZM238 173V172H237ZM262 173V172H261ZM30 174V173H29ZM52 174V173H51ZM84 174V173H83ZM83 174H82V177H83ZM99 174L100 173H98L97 175L99 176ZM109 174H111V173H109ZM170 174V173H169ZM185 174V173H184ZM263 174V173H262ZM16 175V174H15ZM24 175V174H23ZM53 175V174H52ZM58 175V174H57ZM65 175V174H64ZM88 175H90V174H88ZM107 175V174H106ZM130 175V174H129ZM135 175V174H134ZM136 175V176H137ZM170 175H172V174H170ZM193 175V174H192ZM201 175V174H200ZM199 175V176H200ZM256 175H258V174H256ZM255 175V176H256ZM258 175V176H259ZM13 176V175H12ZM26 176H28V175H25V177ZM30 176H31V174H30ZM31 176V177H32ZM55 176V175H54ZM68 176V175H67ZM71 176L69 177L70 179H68L69 181H71L72 179H71ZM79 176H80V174H79ZM78 175L76 176V179L75 180H77V177H79ZM110 176V175H109ZM159 176V175H158ZM191 176V175H190ZM199 176L197 175V178H199ZM202 176V175H201ZM260 176H262V175H260ZM260 176H259V187L258 186H256L255 184H257V183H255L254 184V182L255 181H250L248 184H247V187H245V189L242 191V193L240 194L241 195V198L239 199V202H237V203H239V205L242 207V206H244V205H246V204H250V207L247 209V211L250 209L252 212H254L253 210H254V202L256 201H258V200H261L260 202H262L263 200H264V197L262 196L261 197V195H262V193L261 194H259L258 195V197L256 198V197H254V195H253V197L254 198H252L251 197V195L254 193V191H257V189L259 190V192L261 191V190H263L264 191V189H261V188H264V179H263V176L260 178ZM9 177V176H8ZM24 177V178H25ZM34 177V176H33ZM34 177V178H35ZM81 177V179H83ZM86 177L87 176H85V178L84 179H86ZM134 177V176H133ZM228 177V178H227ZM257 177V176H256ZM255 177V178H256ZM11 178V177H10ZM22 178V177H21ZM24 178H23V182L21 181V183L19 182V183H17V181H15L14 179L13 180H11V181H13V186H14V188L17 190V192H19V193H21V194H23V196H29V198H30V196L32 195V193H34L35 194V192H34V190L35 189H37L38 187H35V185H36V181H32L33 182V189H32V187L30 188V185H32L31 183V181H29L30 182V185H29V183L27 182L28 181V179H27V181L25 180L24 181ZM92 178H94V176L92 177ZM102 178V177H101ZM138 178H140L139 176H138ZM163 178V177H162ZM195 178H196V175H195ZM197 178H196V180H197ZM2 179H4V178H2ZM87 179H88V177H87ZM95 179V178H94ZM98 179V178H97ZM113 179L110 177V181L112 180V182H113ZM126 179H128V178H126ZM146 179V178H145ZM145 179H143V177H142V180L144 181ZM170 179V178H169ZM187 179V178H186ZM185 179V180H186ZM207 179H205L206 181H207ZM261 179V180H260ZM19 180H20V178H19ZM52 180V179H51ZM74 180V179H73ZM73 180H72V182H70V184H72L73 185V183L74 182H77V181H74L73 182ZM79 180L80 179H78V182H79ZM89 180V179H88ZM87 180V181H88ZM93 180V179H92ZM116 180L114 181V183H116ZM140 180V179H139ZM151 180V179H150ZM155 180V179H154ZM189 180V179H188ZM195 180V179H194ZM196 180H195V182H196ZM199 180V179H198ZM1 181V180H0ZM4 181V180H3ZM85 181V180H84ZM86 181V182H87ZM138 180H136V182H137ZM204 181V180H203ZM65 182H67V180H65ZM80 182H81V180H80ZM79 182V183H80ZM83 182V181H82ZM85 182V183H86ZM90 182H92L91 180H89V185L91 186V183ZM99 182V181H98ZM106 182V181H105ZM104 182V183H105ZM108 182V181H107ZM111 182V183H112ZM129 182V181H128ZM131 182V181H130ZM129 182V183H130ZM139 182H141V181H139ZM193 182V181H192ZM202 182V181H201ZM209 182V181H208ZM258 182V181H257ZM7 183V182H6ZM68 183V182H67ZM79 183H77V184H79ZM109 184H110V182H108ZM105 184L106 185V188L108 189V187H107V185L109 186V184ZM129 183H126V184H129ZM142 183V182H141ZM140 183V184H141ZM12 184V183H11ZM69 184V183H68ZM67 184V185H68ZM69 184V185H70ZM82 184V183H81ZM80 184V186L81 187H83L82 185ZM99 184H100V182H99ZM99 184H97V186L99 185ZM135 184V183H134ZM133 184V185H134ZM214 184H212V185H214ZM224 184H228V182L226 181ZM223 184V185H224ZM71 185V186H72ZM83 185H84V183H83ZM103 185V184H102ZM102 185H101V187H102ZM113 185V184H112ZM142 185V184H141ZM143 185H144V190L143 191H140V192H143L142 194V196H144V198H145V196H147L145 199L144 198H142L143 200V202L144 203H148V204H150V208H149V206L148 207H146V208H148V210H150V216L151 217H149V215H146L144 218H146V220L145 221H147L148 223H147V225H152V226H154L153 224H155L156 223V221H155V217H156V214L157 213H159V212H161L162 214H163V216H159L160 218H161V223H162V226L166 229V227H167V230L169 229L170 231L177 225V226H179V227H184V228H187V229H189V230H191V232L193 233V231L196 233V231H198V230H205V229H207L208 227H216L215 228V231H216V229H218V227L220 228V229H224L225 227V225L226 224H228V231H233L234 232V230L235 229H237V228H235L234 230H233V228L234 227H236V226H234V227H232V225L234 224H231L232 222H233V219L230 217V219H232V221L231 220H226L225 222H224V226L223 225H221V226H218L217 227V225H220V224H217V220L219 219L218 218V216H219V214L220 215H222L223 216V218H224V216L226 215V213H228V208H227V210H225L226 211V213L223 215L222 214V212H225V211H223L226 207H225V204H227V203H229L231 200L229 199H225L224 198V194H225V189H224V187H223V190L222 191H218L219 190V188H218V192H214V194L212 195V193H211V195H212V200H211V198H210V200L209 199H207V197H206V199H203V198H197L198 197V194L197 195H195V197L196 198H193L194 200L196 199V201L194 202L193 200H192V202L194 203V205H191L192 206V208H199V211L196 213V212H193L192 210V212L196 215V216H194V218H192V216L194 215L191 211V213L193 214H191V216L189 215L188 217L186 216H182V213H180L179 214V218H177V216H175V212H177V211H175V210H173L174 208L172 207V206H170L172 203H173V201L171 202V204H169L168 206H170L169 208H172L171 210H169L167 207H164V205L162 206V205H160L162 202L160 201V200H162L160 197V195L159 194H156V190H157V188H156V190L153 188V187H150V186H148V185H145L144 183H143ZM142 185V186H143ZM204 185V184H203ZM75 186V185H74ZM90 186L88 187V188H90ZM97 186H94L93 185V187H96L95 189H97V191L98 190H100V189H98V188H100V185H99V187H97ZM117 186H115V187H117ZM128 186V185H127ZM130 186V185H129ZM214 186H216V185H214ZM10 187H11V185H10ZM9 187V188H10ZM44 187V186H43ZM42 187V188H43ZM103 187H104V185H103ZM111 186H109V189H108V191H107V198L109 199V200H103V199H105V198H102V200H103V202H105V204L103 203V206H104V208H103V206H98L99 208H102V210L103 211H100L99 209H97V210H99V212H101V213H98V212H96V213H98V214H101L100 216L101 217H95L96 219H94L95 221L97 220V223H93L92 221H94L93 219H91L92 218V216H90L91 218H89L90 219V225H92V224H94V226H99L100 225V227L102 226H104L105 228H107V227H110L112 230H119L120 231V229H121V227H120V219H119V215H118V213H120V212H118L119 211V209L117 210V207H116V205H120V204H117L118 202H121V201H118V197L115 195V194H117V193H113V190H115V189H113V190H111V188H110ZM114 187V186H113ZM187 187V186H186ZM210 187H212L211 185H210ZM226 187V186H225ZM229 187L230 186H228V190H229ZM256 187H257V189H256ZM13 188V189H14ZM68 189L70 188V186L69 187H67ZM67 188H65V189H67ZM80 188V187H79ZM135 188V187H134ZM1 189H2V187H1ZM12 189V188H11ZM41 189V188H40ZM84 189H86V188H84ZM91 189V188H90ZM90 189H88V190H90ZM102 189V188H101ZM104 189H105V187H104ZM103 189V190H104ZM139 189V188H138ZM142 189V188H141ZM217 189V188H216ZM94 189H92V191H93ZM102 190V191H103ZM109 190H111L110 192H109ZM121 190H123L124 191V194H126L125 193V188L123 189V188H121ZM37 191V190H36ZM68 191H70V190H67V192ZM86 191V190H85ZM96 191V190H95ZM102 191H100L101 193H103L104 191H105V193H106V189L102 192ZM122 191V192H123ZM135 191V190H134ZM16 192V193H17ZM66 192V190H64V193ZM76 192V191H75ZM87 192V191H86ZM91 192V191H90ZM99 192V191H98ZM109 192V193H108ZM259 192H257V193H259ZM1 193V192H0ZM38 195L40 194V195H44V194H41V192L40 193H38V192H36ZM68 193H70V192H68ZM78 191H77V195H78ZM80 193H81V191H80ZM89 193V192H88ZM169 193H170V191H169ZM200 193V192H199ZM204 193V192H203ZM210 193V192H209ZM67 194V193H66ZM65 194V195H66ZM83 194V193H82ZM81 194V195H82ZM85 194V193H84ZM91 194V193H90ZM119 194V193H118ZM123 194V195H124ZM137 194V193H136ZM171 194V193H170ZM202 194V193H201ZM65 195H63L62 194V196L61 197H65ZM96 195V194H95ZM98 195V194H97ZM96 195V196H97ZM122 195V194H121ZM2 196V195H1ZM4 196V195H3ZM17 196V195H16ZM25 196V197H26ZM67 196H68V194H67ZM70 196V195H69ZM90 196H92V199L94 200V196L93 195H90ZM89 196V197H90ZM99 196H101L100 194L98 195V197ZM102 196H103V194H102ZM101 196V197H102ZM137 196V195H136ZM141 196V195H140ZM172 196V195H171ZM170 196V197H171ZM174 196V195H173ZM173 196H172V198H173ZM209 196V195H208ZM225 196H227V195H225ZM228 196H230V195H228ZM22 197V196H21ZM24 197V198H25ZM32 197V196H31ZM35 197H37V196H35ZM35 197H33V198H35ZM77 197V196H76ZM75 197V198H76ZM81 197V196H80ZM85 197V196H84ZM94 197V198H93ZM97 197V198H98ZM124 197V196H123ZM209 197H211V196H209ZM4 198V197H3ZM6 198V197H5ZM20 198V197H19ZM28 198V197H27ZM39 198V197H38ZM49 198V199H50ZM66 198V197H65ZM68 198V197H67ZM78 198V197H77ZM82 199H83V195H82V197H81ZM91 198V197H90ZM96 198V199H97ZM171 198V199H172ZM231 198V197H230ZM32 198H30V200H29V203H31L30 201H32L31 200ZM48 199V198H47ZM61 199V198H60ZM59 199V200H60ZM71 199V198H70ZM74 199V198H73ZM91 199V200H92ZM100 199V197L98 198V200ZM160 199V200H159ZM165 199V198H164ZM166 199H168V198H166ZM170 199V200H171ZM190 199V198H189ZM232 199V198H231ZM236 199V198H235ZM28 200V199H27ZM26 200V201H27ZM38 200V199H37ZM39 200H41V199H39ZM39 200H38V202H39ZM91 200H90V202H91ZM101 200V201H102ZM119 200H120V198H119ZM124 200V199H123ZM233 200V199H232ZM2 201V199H1V197H0V202ZM6 201V199L3 201V203L1 204V205H6V203H4ZM44 201V200H43ZM57 201H58V199H57ZM79 201H80V199H79ZM139 201H141V199L139 200ZM163 201V200H162ZM164 201H166V200H164ZM163 201V202H164ZM190 202H191V199L189 200ZM7 202V201H6ZM41 202H42V200H41ZM41 202H39V203H37V202H35V203H37V205L39 204V206L41 205ZM45 202V201H44ZM43 202V203H44ZM47 202V201H46ZM53 202H55L56 203V201L54 200ZM82 202V201H81ZM167 202V203H166ZM165 202V204H168V202H170V201H166ZM28 203V202H27ZM62 203V202H61ZM77 203V202H76ZM94 203V202H93ZM101 203V202H100ZM32 204H34V201H32ZM48 204V203H47ZM47 204H42V206L43 205H47ZM57 204V203H56ZM164 204V203H163ZM191 204V203H190ZM232 203H230V205H231ZM234 204V203H233ZM69 205V204H68ZM73 205V204H72ZM82 205V204H81ZM80 205V206H81ZM88 205V204H87ZM97 205H98V203H97ZM146 205V204H145ZM173 205H175V203H173ZM201 205V206H200ZM237 204H235V206H236ZM259 205V204H258ZM32 206V205H31ZM34 206H36V205H34ZM55 206V205H54ZM85 206V205H84ZM167 206V205H166ZM203 206V207H202ZM239 206V207H240ZM264 206V205H263ZM36 207H38V206H36ZM47 207V206H46ZM46 207H44L45 208V210H47L46 209ZM73 207H74V205H73ZM72 207V208H73ZM76 207H77V205H76ZM79 207V206H78ZM82 207H83V205H82ZM82 207H80L81 209L80 210H82ZM86 207V206H85ZM92 207H93V205H92ZM97 207V206H96ZM95 207V208H96ZM97 207V208H98ZM225 207V208H224ZM239 207H237V208H239ZM240 207V208H241ZM247 207V206H246ZM262 207V206H261ZM0 208H1V206H0ZM4 208V207H3ZM28 208V207H27ZM31 208V207H30ZM32 208H34V207H32ZM39 208V207H38ZM41 208V207H40ZM44 208L42 207L41 208V211H42V209H43V211H44ZM70 208V207H69ZM75 208V207H74ZM73 208V209H74ZM87 208V207H86ZM144 208V207H143ZM224 208V209H223ZM256 208V207H255ZM35 209H37V208H35ZM49 209V208H48ZM57 209V208H56ZM55 209V210H56ZM60 209V208H59ZM72 209V210H73ZM243 209V208H242ZM3 210V209H2ZM38 210V209H37ZM52 210V208H50L49 209V211L47 210V211H45V212H49V213H51V212H53V213H51V214H48V215H50V217H51V215L53 214V216L54 217H56V214H58V213H56V214H54V212H55V210H54V208H53V210ZM71 210V211H72ZM75 210V209H74ZM74 210H73V212H74ZM94 210V209H93ZM92 210V211H93ZM96 210V209H95ZM96 210V211H97ZM143 210V209H142ZM145 210V209H144ZM143 210V211H144ZM172 210H173V212H172ZM196 210V209H195ZM222 210V211H221ZM250 210L248 211V212H250ZM35 211V210H34ZM40 211V210H39ZM61 211V210H60ZM76 211V210H75ZM83 211V210H82ZM197 211V210H196ZM57 212V211H56ZM62 212V211H61ZM61 212H59V216H57L56 217V219H58V220H60L59 218H61V220H63L62 222L64 223H62L61 221V227H63L62 229H63V231H64V228H65V226L64 225H68L69 226V229L71 228V227H73V226H75V224L73 225V224H70V219L72 220V218H71V215L68 217L69 218V221H68V218H67V216H65L64 214H60ZM79 212V211H78ZM85 212V211H84ZM145 212V211H144ZM229 212H231V214H232V211H230V209H229ZM252 212H250V213H252ZM64 213V212H63ZM74 213H76V212H74ZM82 213V212H81ZM143 213V212H142ZM97 214V215H98ZM160 214V213H159ZM158 214V215H159ZM203 214V215H202ZM254 214H256V212L254 213ZM259 214V213H258ZM5 215V214H4ZM84 215H86V214H84ZM87 215H88V213H87ZM121 215V214H120ZM263 215V214H262ZM262 215H259V217H257L256 219L257 220H252L251 221V219H249V221L255 226V224H261L262 226H261V228L260 229H262V228H264V215L262 216ZM52 216V217H53ZM138 216V215H137ZM243 216H246V218H248L249 216L246 214V213H243ZM248 216V217H247ZM1 217H2V214H1ZM53 217V219H55ZM79 217V216H78ZM221 217V216H220ZM226 217V216H225ZM94 218V217H93ZM191 218L193 219V220H191ZM222 218V217H221ZM55 219V220H56ZM137 220H138V218H136ZM206 219V220H205ZM58 220H56L55 222H57ZM137 220H136V222H137ZM191 220V221H190ZM8 221V220H7ZM85 221V220H84ZM94 221V222H95ZM143 221V220H142ZM218 221H220V220H218ZM227 221H228V223H227ZM4 222H6L5 220H4ZM59 222V223H60ZM72 222V221H71ZM231 222V223H230ZM247 222H248V219H247ZM8 223H10V222H8ZM8 223H6V224H8ZM73 223H74V221H73ZM146 223V222H145ZM150 223V224H149ZM219 223H221L222 224V222H219ZM240 223V222H239ZM142 224V223H141ZM245 224V223H244ZM248 224H250L249 222H248ZM247 224V225H248ZM59 225V224H58ZM63 225V226H62ZM145 225V224H144ZM150 225V226H151ZM159 225V224H158ZM196 226L197 227V230H195V229H193V226ZM1 227V229H2V224L0 225ZM5 226V225H4ZM93 226V225H92ZM91 226V228H93ZM107 226V227H106ZM146 226V225H145ZM150 226H148V228L150 227ZM157 226V225H156ZM176 226V227H177ZM59 227H60V225H59ZM87 227V226H86ZM102 227H101V229H102ZM103 227V228H104ZM134 227V226H133ZM132 227V228H133ZM139 227H141V225H136V227L135 228H137V229H140ZM222 227V228H221ZM226 227H227V225H226ZM253 227V226H252ZM51 228H53L54 229V227H51ZM58 227L56 226V229H57ZM75 228H77V227H75ZM89 228V227H88ZM151 228V227H150ZM149 228V229H150ZM153 228H155V227H153ZM162 228V227H161ZM243 228H245V227H243ZM3 229H5V228H3ZM61 229V228H60ZM67 229H68V227H67ZM66 229V230H67ZM68 229V230H69ZM109 229V228H108ZM126 229V228H125ZM219 229V230H220ZM249 229V228H248ZM44 230V229H43ZM65 230V232L67 233L68 231H66ZM72 230H74V229H72ZM78 231H79V229H77ZM81 230V229H80ZM94 230V229H93ZM103 230H105V229H103ZM141 230V229H140ZM157 230V229H156ZM226 230V228L224 229V231ZM2 231V230H1ZM0 231V232H1ZM38 231V230H37ZM36 231V232H37ZM70 232H71V229L69 230ZM77 231V232H78ZM91 231V230H90ZM106 231H107V229H106ZM111 231V230H110ZM124 231H126V230H124ZM128 231V230H127ZM134 231V230H133ZM162 231H165L163 228H162ZM176 231V230H175ZM208 231V230H207ZM227 231V230H226ZM226 231H225V233H226ZM227 231V233H228V236H227V234H225L227 237H229V233L230 232H228ZM237 231V230H236ZM25 232V231H24ZM35 232V231H34ZM35 232V233H36ZM40 232V231H39ZM62 232V231H61ZM75 232H76V229H75ZM76 232V233H77ZM79 232H81V231H79ZM94 232H96V230L94 231ZM97 232H98V230H97ZM97 232H96V235H97ZM121 232V231H120ZM148 232V231H147ZM199 232V231H198ZM203 231H200V233H202ZM219 232H221V233H219V234H222V231H219ZM233 232H231V234L233 233ZM46 233V232H45ZM57 233H58V230H57ZM82 233V232H81ZM90 232H88L87 234H89ZM99 233V232H98ZM126 233V232H125ZM130 233L132 234V235H130ZM134 233H136L135 234V236H134V238L132 237V242L135 244V245H141L142 246V244L143 245H145L144 243H145V241H143V239H142V235L138 232V231H136V232H129V236H133V234ZM163 233V232H162ZM170 233V232H169ZM236 233V232H235ZM242 233V232H241ZM264 233V232H263ZM26 234V233H25ZM44 234V233H43ZM42 234V235H43ZM47 234H49V232H47ZM46 234V235H47ZM73 235L75 234L74 232L72 233ZM78 234V233H77ZM77 234H75V235H77ZM100 234V233H99ZM98 234V235H99ZM102 234H104V232L102 233ZM142 234H143V232H142ZM198 234V233H197ZM204 234H205V232H204ZM224 234V233H223ZM238 234H240V231L238 232ZM238 234L236 233L235 235H237L238 236ZM79 235H80V233H79ZM119 235H120V233H119ZM146 235V234H145ZM144 235V236H145ZM166 235H167V233H166ZM199 236H200V234H198ZM214 235H218L217 233L215 234V232H214ZM235 235H234V237H235ZM41 236V235H40ZM44 236V235H43ZM50 236H51V234H50ZM56 236V235H55ZM85 236V235H84ZM90 236V235H89ZM122 236V235H121ZM120 236V237H121ZM245 236H246V234H245ZM1 237H3V236H1ZM47 237V236H46ZM87 237V236H86ZM153 237H154V235H153ZM167 237V236H166ZM52 238H53V236H52ZM73 238V237H72ZM71 238V239H72ZM103 238V237H102ZM111 238V237H110ZM127 238H129V237H127ZM239 238V237H238ZM48 239V238H47ZM51 239V238H50ZM83 239V238H82ZM109 239V238H108ZM107 239V240H108ZM37 240V239H36ZM46 240V239H45ZM246 240H249V238L248 239H246ZM82 240H80V242H81ZM121 241V240H120ZM129 241V240H128ZM44 242V241H43ZM75 242V241H74ZM96 242V241H95ZM99 242V241H98ZM141 242H142V244H141ZM144 242V243H143ZM160 242V241H159ZM200 242V241H199ZM231 242H233L232 240H231ZM133 243H131V245L133 244ZM180 243V242H179ZM246 243V242H245ZM87 244V243H86ZM112 244V243H111ZM151 244V243H150ZM45 245V244H44ZM47 245V244H46ZM78 245V244H77ZM88 245V244H87ZM106 245V244H105ZM198 245V244H197ZM245 245V244H244ZM108 246V245H107ZM107 246H105V247H107ZM114 246V245H113ZM180 248L178 247V249H175L173 252H169V251H163V253H165V252H168L169 254H163V257L164 258H162L161 259V261H159L158 263H154V264H207L208 262H209V250H206V249H204V248H202V247H197V246H195V245H191V246H184V245H181L180 244ZM46 247V246H45ZM48 247V246H47ZM80 247V246H79ZM116 247H118L117 245H116ZM120 247V246H119ZM133 247V246H132ZM88 248H89V246H88ZM44 249H46V248H44ZM116 249H118V248H116ZM122 249V248H121ZM210 249V248H209ZM80 250V249H79ZM82 250V249H81ZM109 250V249H108ZM211 250V249H210ZM215 250V249H214ZM214 250H212V251H214ZM47 252V251H46ZM105 252V251H104ZM215 252V251H214ZM213 252V253H214ZM59 253V252H58ZM220 253H221V251H220ZM219 253V254H220ZM263 253V252H262ZM93 254V253H92ZM98 254V253H97ZM47 255H49V254H47ZM212 255H214V254H212ZM228 255V254H227ZM225 256V255H224ZM223 256V257H224ZM56 257V256H55ZM79 257V256H78ZM217 257V256H216ZM215 257V258H216ZM263 257H264V253H263ZM33 258H35V257H33ZM37 258V257H36ZM80 258V257H79ZM225 258V257H224ZM231 258L232 257H230L229 258V260L228 259H226V261L228 260V262H230V261H232L231 260ZM77 259V258H76ZM101 259V258H100ZM233 259V258H232ZM75 261V260H74ZM78 262V261H77ZM77 262H75V263H77ZM261 262H263L264 263V259H262L261 260ZM70 263V262H69ZM227 263V262H226ZM70 264H74V262H71ZM77 264H82V263H77ZM86 264V263H85ZM118 264H121V263H118Z\"/></svg>",
	"mask_w": 264,
	"mask_h": 264
}]
</instances>
